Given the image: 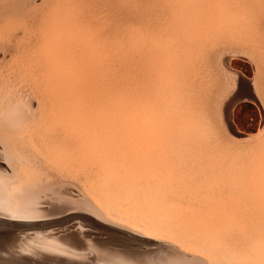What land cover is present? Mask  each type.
Listing matches in <instances>:
<instances>
[{
	"label": "rangeland",
	"instance_id": "374dc122",
	"mask_svg": "<svg viewBox=\"0 0 264 264\" xmlns=\"http://www.w3.org/2000/svg\"><path fill=\"white\" fill-rule=\"evenodd\" d=\"M26 1V2H25ZM25 1H23V0H0V16L2 15L1 13H3V17H0V20H1V22H0V43L2 44V45H0V50L2 51H0V112H1V109L3 110L2 112H1V115L4 117H2L1 115H0V131L2 130H5V132L2 134L3 136H4V134L7 136V138H5L6 136H4V138H5V140L6 139H8V141L6 140V143H9V141L10 142H12V140H14V142L13 143H11V145H10V143L7 145V144H5V143H3L2 141H0V151L2 152L3 150H5V147H9V145L10 146H12V144H13V147H11L12 148V150L10 151L9 149V151L12 153V155H9V151H8V156H14L13 158H11L10 157V160L9 159H7V158H5V157H0V194L2 195V197L3 198H6L7 197V199L9 200L10 199V203H11V206H10V208L11 207H16V208H14V209H17V211H20V212H22L23 210H18V208H19V206L21 205V202L19 203V197H20V199H22V197H25L27 194L28 195H30L29 196V198L31 199V201H32V203L31 204H34L35 206H37V204H38V206H43V207H45V205H43V203L44 202H40V203H38V201L39 200H43V198L45 197V196H47L48 194H52V193H54V194H52V195H55L56 196V192H58V190L59 189H62V188H68L67 190L65 189L64 190V192L66 193L65 195L67 196V197H69V196H71V197H74V198H76V197H78L79 195H81L82 196V198L83 199H85L86 201H88V203L92 206V205H95L97 208H94V210L93 209H82V212H76L77 214V217H78V219L79 220H81V219H86L87 221H85V226L87 227V228H89V230L91 231V232H89V233H92L93 231V233H95L96 231H95V226H96V224L94 223L93 224V221L92 220H96V221H98V222H100L102 225H104V226H106L107 228H116V229H120V230H122V231H120V232H123V233H126V234H132V235H135V236H137V237H141V238H144V237H149V238H155V239H158V240H162V241H166V242H168V243H170V245L172 246L173 245V247L174 246H176L177 244V248L179 249V250H181V251H183V252H185V253H188V254H190L191 255V257H193V256H197L198 258H201V259H203V260H201V261H203V263L200 261V263L198 262V264H227V262H226V259L224 258L223 259V257H221V258H219V257H217L214 261H211V263H210V261H209V258L207 257V256H205V254H204V257H203V254H202V256L201 255H198V254H200V252L198 253V252H196V253H198V254H195V252L193 251H191V253L188 251V249H186V248H179V243L176 241V240H174V241H176V242H174L173 240H172V238H170V237H165V236H163V238H162V236L160 237L159 235L157 236V235H154V234H149V233H147V232H145V229H143L144 228V224L142 223V222H138V221H134L132 218L130 219V217H128L127 215H123V214H125L124 213V211L122 210V208H121V210H120V208H119V206H109L110 204H107L108 205V207H107V205H105L104 203H107L106 201H107V199H106V197H108V195H106L107 194V192H105V189L103 190L102 188L103 187H99L100 186V183H101V178L99 177V176H101V170H100V167H98L99 165L98 164H94V162L95 161H92V163L90 162V160H88L87 162V164L85 163L86 162V160H85V162L83 161V160H81V159H78V158H76L75 156H78V155H81V143H82V141H81V143H79L80 145H77L78 143H77V141H79V140H81V138L80 137H82V131H88V129H86V127H88V125L90 124V125H98V123H96V122H101V119L102 118H107V120L104 122V120L102 121V122H104V124H106V125H110V126H106V125H104L102 122L100 123V124H103V126H101V125H98L97 126V130H98V127H100L99 129L100 130H98L102 135H107L108 133H106V132H113V133H115V135L116 136H118V138H123L124 136H128V134L130 135V133H128V131H130V130H128V131H126V134H125V129H127V127H129L130 126V123H128V125H127V122L129 121H131V118H139V115H141V116H143V114L145 115V116H148V114L152 111V112H154L153 110H155V115H157V113H158V119L160 118V120H158L157 119V116H155L154 115V113H153V115H154V117H153V115H150L149 114V116H152V117H150V119L152 120V122H151V120H150V122L152 123L151 125H152V127H153V130L155 131V130H157L156 132H154L153 133V131L151 130V134L153 133L154 135H156V136H154L153 134H152V136L151 135H149V137L146 139V146L147 145H149V146H147V147H150V149H148V152L150 153V151H151V153L152 152H154V149H155V158L157 159V161L158 162H160L161 160H162V162H163V160H165L163 163L162 162H160L159 164L162 166V170L160 171L161 172V174H164L165 173V175L167 174V176L168 177H166L165 175H162V177H161V180L160 181H162V186H163V192L161 191L162 190V188H161V182L159 181H157L158 179H159V176H157V177H155V180H154V178H152L153 180H151V179H149V181L150 182H152V183H154V182H158V183H156V184H158V190H160L159 192H156L157 190H155V192H154V189L152 188V192L151 191H149V190H151V189H149L148 190V188L145 186H143V188H142V185H144V184H139L138 186H137V189H134V188H130L131 190H130V194H132L133 193V196L136 198V199H141L142 197L144 198V196H142L140 193H142V192H145V191H147L144 195H146V196H148V195H150V196H152V195H162V199L161 200H163V201H165L166 200V203L165 204H167V202H168V205L167 206H170V205H176L177 207L179 206V208H181L180 207V204L181 203H183V204H181V205H185V206H182L183 208H187V207H189V209H192V208H194L195 206V208L193 209V210H196V208L198 207V206H200V205H203L202 204V202H203V200L205 201V199H204V197L206 198L207 196H209L210 197V195L212 196V194H213V196L211 197V198H213V200H215V199H217L216 197H222L223 195V197L222 198H225L226 196V198H227V200L228 201H231L232 200V205H234V206H236L237 208H238V204H240V210L241 209H243V210H239V208L238 209H236V211L238 210L239 211V214H241V213H243V212H247L246 214H250L251 213V211H252V208H253V211H252V213H251V215L253 216V218H257L258 219V221H259V218H260V220H262V219H264V212L262 213V211H261V214L260 215H258L259 214V212H258V210H259V208L257 209V207L255 208V206L256 205H253V203H252V199L251 198H248V197H246L247 196V194H248V191H249V187L250 188H253V186L255 185V182H256V172L258 173V171L259 170H263V168L262 167H264L263 166V164H264V158H262L263 156H264V154L262 155L261 153H264V151H263V149H264V128H262L261 127V123L262 122H264V112L262 113V108H264V0H217V3H216V0H205V2H203L204 0H197V1H194V3H196V2H198V3H196V5H194V3H193V1H192V3H193V5H192V7L191 8H189V7H186L185 8V12H186V15H188V16H184V17H181V15H180V13L179 14H177L178 13V11L176 10V9H174L175 8V4H176V0H25ZM29 1V2H28ZM44 1V2H43ZM172 1V2H171ZM211 1V2H210ZM214 1V2H213ZM221 1H222V3H221ZM232 3H231V2ZM1 2H3V3H1ZM20 2H22V3H20ZM63 2V3H62ZM89 2V3H88ZM166 2V3H165ZM171 2V3H170ZM219 2V3H218ZM229 2V3H228ZM35 3V4H34ZM47 3V4H46ZM205 3V5H203ZM209 3V4H208ZM213 3L215 4H217V5H213ZM13 4H15V5H13ZM18 4V5H17ZM23 4V5H22ZM25 4V5H24ZM44 4H45V6H44ZM111 4V5H110ZM158 4V5H157ZM172 4H173V6H172ZM202 4V5H201ZM211 5L212 7H210V6H207L206 7V11H210L211 12V9H212V13H208V12H206V11H204V9L202 8V7H204V6H206V5ZM223 5V6H219V5ZM228 6H227V5ZM232 6H231V5ZM240 4V5H239ZM9 5H11V6H9ZM38 5V6H37ZM72 5V6H71ZM197 5H200L201 6V8H199V6H197ZM9 6V7H8ZM44 6V7H43ZM62 6V7H61ZM68 6V7H67ZM70 6V7H69ZM75 6V7H74ZM88 6V7H87ZM109 6V7H108ZM171 6H172V8H171ZM195 6L197 7L196 9H197V12H196V9H194L195 8ZM214 6V7H213ZM217 6V7H216ZM230 6V7H229ZM241 6V7H240ZM84 7V8H83ZM210 7V8H209ZM220 7H222V8H220ZM229 7V8H228ZM233 7V8H232ZM239 7V8H238ZM3 8H5V10L3 9ZM8 8V9H7ZM17 8V9H16ZM40 8V9H39ZM42 8V9H41ZM54 10H52V9ZM64 8V9H63ZM77 8V9H76ZM94 8V9H93ZM189 8V9H188ZM213 8H215L214 10H213ZM216 8H217V10H218V8H219V10H218V12L216 11ZM237 8V9H236ZM15 9V10H14ZM23 10L24 9V14H23V11H21V10ZM60 9V10H59ZM66 9V10H65ZM69 9V10H68ZM72 9V10H71ZM173 9V10H172ZM191 9V10H190ZM195 10V11H193V10ZM223 9V10H222ZM230 9V10H229ZM1 10H2V12H1ZM4 10V11H3ZM17 10V11H16ZM18 10H20L19 12H18ZM70 10H71V12H70ZM75 10H77V11H75ZM129 10H130V12H129ZM221 10H222V12H221ZM228 10V11H227ZM231 10H233L232 12H231ZM12 12L11 14L9 13V12ZM16 11V12H15ZM32 11V12H31ZM67 11H69V13L67 12ZM127 11V12H126ZM150 11V12H149ZM172 11V12H171ZM175 11V12H174ZM203 11H204V13H203ZM215 11H216V13H215ZM220 11V12H219ZM225 11H226V13H225ZM15 12V13H14ZM66 12H67V14H66ZM73 12H75V13H73ZM193 14H192V13ZM196 12V13H195ZM202 13V15H203V17H202V15H201V13ZM231 12V13H230ZM234 12V13H233ZM243 12V13H242ZM21 15V13H22V16H20L19 14ZM37 13V14H36ZM44 13V14H43ZM65 13V17H66V19H65V17L63 16V14ZM73 13V14H72ZM77 13V14H76ZM139 13V14H138ZM188 13H190V14H188ZM197 13L199 14V15H197ZM206 13H208V15H212L211 17H212V19H211V17L210 16H207L208 18H209V20L211 19V21H209V22H207L208 20H206V19H208L206 16H204V15H207ZM219 13V14H218ZM221 13H224V15H222ZM230 13V14H229ZM242 13V14H241ZM4 14H5V16H4ZM52 14V15H51ZM125 14V15H124ZM215 14H218V16L217 15H215ZM241 14V15H240ZM15 15V16H14ZM17 15H19V16H17ZM31 15V16H30ZM36 15V16H35ZM45 15V16H44ZM56 15V16H55ZM103 15V16H102ZM116 15V16H115ZM151 15V16H150ZM178 15V16H177ZM196 15V16H195ZM28 16V17H27ZM34 18H33V17ZM61 16V17H60ZM63 16V17H62ZM98 16V17H97ZM108 16V17H107ZM192 16H193V19H192ZM196 17V19H195V17ZM198 16V17H197ZM216 16V17H215ZM228 16L230 17V18H228ZM26 17L28 18V19H26ZM31 17H32V20H30L31 19ZM37 17V18H36ZM40 17V18H39ZM44 17V18H43ZM73 17H75V18H73ZM85 17V18H84ZM128 17V18H127ZM130 17V18H129ZM147 17V18H146ZM186 17V18H185ZM200 17V18H199ZM202 17V18H201ZM218 17H221L220 18V21H219V18ZM223 17V18H222ZM228 18L227 20L225 19V18ZM232 17V18H231ZM234 17V18H233ZM6 18V19H5ZM17 18H18V21H17ZM68 18V19H67ZM76 18H78V19H76ZM81 18V21L79 20ZM131 18H132V20H131ZM33 19H35L34 21H33ZM59 19H60V21H59ZM137 19V20H136ZM199 19H200V21H199ZM223 19V20H222ZM6 20V21H5ZM27 20H29V22L27 21ZM51 20V21H50ZM77 20H79V21H77ZM101 20V21H100ZM192 20H193V22H192ZM196 20V21H195ZM198 20V21H197ZM203 20H205V21H203ZM214 20H216V21H214ZM229 20V21H228ZM232 20H234V22L232 21ZM236 20H237V22H236ZM9 21V22H8ZM25 21V22H24ZM31 21V22H30ZM58 21V22H57ZM69 21H71V22H69ZM88 21V22H87ZM98 21V22H97ZM120 21V22H119ZM189 21H190V23H189ZM201 21H203L202 23H201ZM212 21H214V22H212ZM223 21V22H222ZM231 21V22H230ZM37 22V23H36ZM70 24V26H68L69 24ZM74 22H76V23H74ZM77 22H79L78 24H77ZM172 22V23H171ZM196 24H195V23ZM197 22H199V23H197ZM211 22L212 23H214V24H211ZM215 22H217L218 23V25H217V23L215 24ZM220 22H222V23H220ZM225 22H227V23H225ZM239 22V23H238ZM10 23V24H9ZM16 23V24H15ZM18 23V24H17ZM23 23V24H22ZM25 23V24H24ZM27 23H28V25H27ZM63 23H65V24H63ZM71 23L73 24V25H71ZM85 23V24H84ZM107 23V24H106ZM149 23V24H148ZM180 23V24H179ZM183 23V24H182ZM188 23V24H187ZM205 23V25H206V29L204 28L205 26H203V27H201L203 24ZM208 23H210V25L207 24ZM222 24V26L220 25V24ZM224 23H225V25H224ZM229 23H231L232 24V26H231V24L230 25H228ZM5 24V25H4ZM7 24H9V25H7ZM32 26H30V25ZM35 24H37V26L35 25ZM39 24V25H38ZM51 24V25H50ZM80 24H82V26L80 25ZM95 24V25H94ZM144 24V25H143ZM179 24V25H178ZM185 24H187L186 26H185ZM189 24H191V25H189ZM195 24V26H194V28H196V29H194L193 27H188V25L189 26H193ZM199 24V25H198ZM227 24V25H226ZM237 24V25H236ZM7 25V26H6ZM24 25V26H23ZM35 27H34V26ZM59 25V26H58ZM61 25H63V26H61ZM83 25L84 26H86V27H84V29H83ZM94 25V26H93ZM151 25L153 26V27H151ZM182 25V26H181ZM186 27H184V26ZM213 25H215V26H213ZM219 25H220V27H219ZM235 25V26H234ZM239 25V26H238ZM246 25V26H245ZM6 26V27H5ZM20 26V27H19ZM21 26H22V28L23 29H20L21 28ZM27 26H28V29H27ZM46 26V27H45ZM67 26H68V28L70 27V30L67 28ZM73 26H74V28H73ZM76 26V27H75ZM96 26V27H95ZM180 26V27H179ZM198 26H200V27H198ZM209 26V27H208ZM212 26V27H211ZM224 26V27H223ZM245 26V27H244ZM12 27V28H11ZM16 27V28H15ZM31 27V28H30ZM61 27V28H60ZM72 27V28H71ZM84 30V33L86 32V34L84 35V33H83V30L81 29V28ZM130 27V28H129ZM148 29H147V28ZM162 27V28H161ZM183 27V28H182ZM187 27H188V30H187ZM198 27V28H197ZM215 29H214V28ZM228 27H231V28H228ZM2 28V29H1ZM56 28H57V33L55 32L56 31ZM60 28V29H59ZM77 28V29H76ZM80 28V29H79ZM182 28V29H181ZM203 28H204V30H207V32L205 33V31L203 30ZM208 28H212V29H208ZM216 28H218V29H216ZM219 28L221 29V28H223L222 30H219ZM20 29V30H19ZM31 29H32V31H31ZM43 29V30H42ZM53 29H55V30H53ZM59 29V30H58ZM62 29H66L65 31L63 30V32L62 31H60V30H62ZM76 29V30H75ZM127 29V30H126ZM137 29V30H136ZM175 29V30H174ZM186 29V30H185ZM190 29H193V30H190ZM201 29V31H199ZM225 29V30H224ZM227 29V30H226ZM233 29V30H232ZM238 29V30H237ZM245 29V30H244ZM2 30V31H1ZM16 30V31H15ZM29 32H28V31ZM35 30V31H34ZM40 30H42V31H40ZM45 30V31H44ZM67 30L69 31V33H67ZM72 30H73V32H72ZM78 30V31H77ZM95 30H97V31H95ZM143 30V31H142ZM150 30V31H149ZM178 30V33L179 34H177L176 33V31ZM182 30V31H181ZM187 31V32H184V31ZM203 30V31H202ZM209 30V31H208ZM212 30H214V32L212 31ZM229 30V31H228ZM232 30V31H231ZM15 31V32H14ZM18 31V32H17ZM21 31H22V33H21ZM24 31V32H23ZM47 31V32H46ZM75 31V32H74ZM82 31V32H81ZM151 31H152V33H151ZM159 31V32H158ZM168 31V32H167ZM192 31V32H191ZM196 31V32H195ZM225 31V32H224ZM6 32V33H5ZM36 32V33H35ZM46 32V33H45ZM63 33L62 34V36H61V34L60 33ZM76 32H77V34H76ZM79 32H81V34L79 33ZM92 32H93V34H92ZM126 32V33H125ZM166 32V33H165ZM183 32H184V35H183ZM199 32H201L200 34H199ZM203 32V33H202ZM209 32V33H208ZM224 32V33H223ZM3 33V34H2ZM5 33V34H4ZM16 33H18V34H16ZM21 35H20V34ZM24 33V34H23ZM30 33V34H29ZM33 35H32V34ZM49 33V34H48ZM54 33H55V35H54ZM58 33L60 34V36H58ZM71 33H75L74 35L72 34V35H70ZM95 33V34H94ZM101 33V34H100ZM161 33V34H160ZM182 35H181V34ZM186 33V34H185ZM191 33V34H190ZM196 33V34H195ZM210 33H212V34H210ZM13 34H15V35H13ZM44 34V35H43ZM45 34H46V36H45ZM48 34V35H47ZM67 34H68V36H67ZM129 34V35H128ZM155 34V35H154ZM171 34H173V35H171ZM194 34V35H193ZM202 34V35H201ZM205 34V35H204ZM219 34V35H218ZM223 34V35H222ZM235 34V35H234ZM238 34V35H237ZM240 34V35H239ZM19 35V36H18ZM28 35V36H27ZM31 35V36H30ZM76 35H77V38H76ZM81 36V37H79V36ZM88 36L87 38H88V42H86V44H85V40L87 39H85V37H82V36ZM102 35V36H101ZM126 35V36H125ZM148 35V36H147ZM192 35V36H191ZM200 35V36H199ZM203 35H204V37H203ZM218 37H217V36ZM5 36V37H4ZM15 36V37H14ZM17 36V37H16ZM23 36V37H22ZM33 36V37H32ZM39 36H40V38H39ZM44 36V37H43ZM57 36V37H56ZM66 36H67V39H66ZM70 36V37H69ZM93 36V37H92ZM139 36V37H138ZM166 36V37H165ZM179 36V37H178ZM184 38H182V37ZM186 36V37H185ZM190 36V37H189ZM193 36H195V39H194V37ZM207 36V37H206ZM231 36V37H230ZM54 37V38H53ZM55 37H56V39H55ZM59 37H61V38H59ZM68 37L70 38L69 40H68ZM72 37H75V38H72ZM92 37V38H91ZM99 37V38H98ZM141 37V38H140ZM169 37H171L170 39H169ZM201 37V39H199ZM203 37V38H202ZM46 38V39H45ZM47 38H48V40H47ZM64 38V39H63ZM85 39V40H83V39ZM177 38H178V40H177ZM187 38H188V40H190L189 42H188V40H187ZM198 38V39H197ZM13 39V40H12ZM22 39H24V40H22ZM26 39V40H25ZM53 39H55V43L53 42ZM62 39H63V41H62ZM75 39L77 40V39H80V40H77V42H76V44L74 43L75 42ZM94 39V40H93ZM150 39V40H149ZM175 39V42L173 41ZM187 41H186V40ZM193 39V40H192ZM207 39V40H206ZM238 39V40H237ZM8 40H9V42H8ZM11 40V41H10ZM20 40H22L21 42H20ZM46 40V41H45ZM59 40H61V41H59ZM68 40V41H67ZM90 40V41H89ZM92 40V41H91ZM97 40H98V42H97ZM102 40V41H101ZM148 40V41H147ZM179 41V42H177V41ZM183 42H182V41ZM185 40V41H184ZM193 42H192V41ZM195 40V41H194ZM1 41H3V43L1 42ZM33 41V42H32ZM42 41H44V42H46V43H48L47 45H45L44 44V42L42 43ZM57 41H59V44H61L62 42H64L65 44L63 45V43H62V45H59V46H61V47H63V48H61L60 49V47L59 46H57V48H55L56 46L55 45H58L57 43ZM83 41V42H82ZM150 41V42H149ZM158 41V42H157ZM205 41H207V42H205ZM236 41H237V43H236ZM7 42V43H6ZM17 42H19V43H17ZM36 42V43H35ZM61 42V43H60ZM74 43V45L72 44V43ZM100 42H101V44H100ZM163 42V43H162ZM172 42V44H170ZM184 42H185V44H184ZM200 42V43H199ZM203 42V43H202ZM212 44H211V43ZM69 43V44H68ZM71 43V44H70ZM84 43V44H83ZM98 43V44H97ZM119 43V44H118ZM142 43V44H141ZM158 43H160V45L158 44ZM182 43V44H181ZM191 43V44H190ZM209 43V44H208ZM220 43V44H219ZM3 44H5V45H3ZM22 44H24V45H22ZM28 44V45H27ZM29 44H30V46H29ZM33 44V45H32ZM40 44H42V45H45L44 47L42 46V48L43 49H45L46 51H44L42 48H41V45ZM49 44H51V45H49ZM88 44V47L86 46ZM96 44V45H95ZM108 44V45H107ZM165 44V45H164ZM177 44L179 45V47L177 46ZM190 44V45H189ZM192 44H194V45H192ZM211 44V45H210ZM7 45H8V47H7ZM10 45V46H9ZM19 45L20 46H22V47H19ZM67 45V47L69 48H67V47H65ZM71 45V46H70ZM73 45V46H72ZM78 45H80V46H86V47H84V49L82 48V47H80V46H78ZM92 45V46H91ZM93 45H94V47H93ZM97 45H98V48H97ZM102 45H103V47H102ZM166 45H168V46H166ZM173 45H175V47L173 46ZM184 45H187V46H184ZM196 45V46H195ZM216 45V46H215ZM1 46H2V48H1ZM30 48H29V47ZM38 46V47H37ZM91 46V47H90ZM102 48H101V47ZM112 46V47H111ZM148 46V47H147ZM165 46L167 47L166 49H165ZM171 46V47H170ZM205 46H207L208 48H205ZM5 47V48H4ZM8 49H7V48ZM9 47H10V49H9ZM12 47V48H11ZM15 47V48H14ZM42 49L41 51H43V52H40V48ZM50 47V48H49ZM59 47V48H58ZM66 49H65V48ZM70 47L73 49L72 51H71V49H70ZM77 47H79V48H82L80 51H82V52H85V53H83L84 54V57H83V54H80V56H79V53H80V51H79V48H77ZM94 49H93V48ZM153 47H155L154 49H153ZM173 47V48H172ZM182 47H184V48H182ZM199 47V48H198ZM211 47V48H210ZM6 49V51L4 50V49ZM31 48H33L32 49V51H31ZM37 48V49H36ZM78 50H77V49ZM89 48V50H85V49H88ZM91 48V49H90ZM106 48V49H105ZM114 48V49H113ZM158 50H157V49ZM160 48H164V49H161L160 50ZM179 48V49H178ZM181 48V49H180ZM195 48H196V50H195ZM19 50V51H16V50ZM21 49V50H20ZM23 49V50H22ZM51 49H54V50H52V51H54L53 53L52 52H50V50ZM62 50L63 51V53H62V51L60 52V51H58L59 52V54H57V56L55 55L56 53H58V52H56L57 50ZM64 49V50H63ZM76 49V50H75ZM94 51H93V50ZM96 49V50H95ZM101 49V50H100ZM136 49H138V50H136ZM168 49V50H167ZM173 49L174 50V53H173V50L171 51V50ZM182 49H183V51H182ZM188 49V50H187ZM238 49V50H237ZM14 50V51H13ZM37 50V51H36ZM75 50V51H74ZM106 50H107V53H106ZM113 50H115V51H113ZM123 50V51H122ZM152 50V51H151ZM164 50V51H163ZM167 50V51H166ZM176 50V51H175ZM48 51V52H47ZM74 51V52H73ZM77 51H79V52H77ZM86 51H91L90 52V54L88 53V52H86ZM97 51H99L98 53H97ZM103 51H105V52H103ZM154 51H155V53H154ZM170 51V52H169ZM178 51V52H177ZM6 52V53H5ZM9 52V53H8ZM14 52V53H13ZM31 52V53H30ZM48 53V56H49V60L47 61V54H45V53ZM70 52V53H69ZM72 52V53H71ZM81 52V53H82ZM165 52V53H164ZM229 52V53H228ZM12 53V58H11V56H10V54ZM23 53V54H22ZM25 53V54H24ZM40 53V54H39ZM43 55H42V54ZM49 53H52V54H49ZM67 53V54H66ZM74 53H76V54H78V55H75ZM88 53V54H87ZM94 53H95V55H94ZM102 53V54H101ZM162 53H164V54H162ZM167 53V55H165ZM170 53V54H169ZM20 54V55H19ZM61 54H62V56H61ZM68 54H70V55H68ZM103 54H105L104 56H102L101 57V55H103ZM152 54V55H151ZM154 54V55H153ZM158 54V55H157ZM175 54V55H174ZM188 54V55H187ZM220 54V55H219ZM228 54H231V55H228ZM4 55V56H3ZM9 55V56H8ZM19 55V56H18ZM22 55V56H21ZM50 55H52V56H50ZM55 57H57V58H55V59H53V57L54 56ZM64 55H66V56H64ZM73 55V56H72ZM81 55H82V58H83V60H84V64L85 65H82L83 64V60L80 62L79 60H81L82 58H81ZM85 55L87 56V57H85ZM90 55V56H89ZM108 55V56H107ZM140 55V56H139ZM172 55H174V56H172ZM179 55V56H178ZM187 55V56H186ZM37 56H38V58H37ZM41 56H43V57H41ZM45 56H47L46 58H45ZM75 56L76 57H80V58H78V59H76L75 58ZM97 57V58H90V57ZM98 56H99V58H98ZM157 56V57H156ZM163 56V57H162ZM172 57V58H170V57ZM193 56V57H192ZM197 56V57H196ZM200 56V57H199ZM21 57V59H19ZM111 57H112V59H111ZM121 57V58H120ZM183 59H182V58ZM185 57H187V58H185ZM196 57V58H195ZM14 58V59H13ZM27 58V59H26ZM33 58V59H32ZM37 60H36V59ZM40 58H42V59H40ZM58 58H61V60L59 59L58 60ZM65 59V60H63V59ZM72 58H75V59H72ZM84 58H86V59H84ZM88 58H89V60H88ZM107 58V59H106ZM154 58H155V60H154ZM157 58H160V59H157ZM165 58H168V60L167 59H165ZM176 58V59H175ZM190 58V59H189ZM11 59V60H10ZM19 59V60H18ZM23 59V60H22ZM27 60V61H25V60ZM54 61H53V60ZM70 59V60H69ZM72 59V60H71ZM90 59H91V61H90ZM97 59L98 60H100L101 61V59L104 61V62H100V63H98V61H97ZM139 59H141V60H139ZM165 60V62H163L164 60ZM180 59V60H179ZM202 59V60H201ZM229 59V61H227ZM29 60V61H28ZM31 60V61H30ZM48 62V64L50 65V66H53L52 65V62H53V64H54V66L57 68V70H54L55 69V67H54V69L52 68V67H50L48 64H46L45 62L46 61ZM57 60V61H56ZM77 60V61H76ZM85 60H86V62H85ZM88 60V61H87ZM94 60H96V61H94ZM108 60V61H107ZM173 60V61H172ZM9 64H7L8 65V68H7V65L5 64L6 62ZM19 61V62H18ZM34 61V62H33ZM37 61V63H35ZM52 61V62H51ZM70 61H73V62H70ZM89 61L91 62V68L90 69H88L87 68V62L89 63ZM107 63H106V62ZM112 61V62H111ZM115 63H114V62ZM121 61V62H120ZM159 61V62H158ZM163 62L162 64H161V62ZM170 61V62H169ZM26 64H25V63ZM30 64H29V63ZM43 62V63H42ZM55 62V63H54ZM57 62V63H56ZM59 62V63H58ZM61 62V63H60ZM74 62H77L76 64L74 63ZM96 62V63H95ZM228 62V63H227ZM23 63V64H22ZM39 63V64H38ZM67 63V64H66ZM69 63V64H68ZM82 65H80V64ZM93 63H95L94 65H93ZM97 63H98V66H97ZM101 63H103V65L101 64ZM157 63V64H156ZM173 63H175L174 65H173ZM15 64H16V66H15ZM58 64V65H57ZM71 64V65H70ZM73 64H75V65H77L78 64V66L77 67H79V69L76 67V66H73ZM153 64V65H152ZM156 64V65H155ZM12 65V66H11ZM39 65V66H38ZM41 65H43L44 66V68H46V69H44ZM45 65H48V67L49 68H52L53 70H51L53 73H52V75H50V73H51V71H48V75L47 76H45L46 74L45 73H43V72H46L47 70H48V67H45ZM90 65H88V67L90 66ZM92 65L94 66V67H96V69L99 67L100 69H95V68H93L92 67ZM105 65H107V66H105ZM109 65V66H108ZM112 65V66H111ZM132 65V66H131ZM138 65V66H137ZM159 65V66H158ZM63 66H66L65 68H66V71H67V74H63L62 73V67ZM85 67V69H83V71H82V69L81 68H84ZM103 66V67H102ZM124 66V67H123ZM166 66V68H167V70L170 72H166V68H164ZM196 66V67H195ZM221 66V67H220ZM231 66V67H230ZM13 67H14V72H13ZM21 67V68H20ZM25 67V68H24ZM29 67H31V68H29ZM34 67V68H33ZM37 67H38V69H37ZM43 69H42V68ZM81 67V68H80ZM106 67H108V68H106ZM126 67V68H125ZM168 67H170V68H168ZM179 67V68H178ZM4 68V69H3ZM19 68V69H18ZM33 68V69H32ZM78 69V71L80 70L81 72H83L84 74H87V73H85V72H90L91 70H92V73L93 72H95V71H97V73L95 72V78L93 77V74L90 72V73H88L87 75H84L83 73H81V75L78 73V71H77V69ZM95 69L94 71H93V69ZM118 68V69H117ZM138 68H139V70H138ZM158 68V69H157ZM21 69V70H20ZM23 69V70H22ZM32 69V70H31ZM35 69V70H34ZM60 69V70H59ZM71 69H74V70H71ZM86 69H88V71L86 70ZM103 69V70H102ZM151 69V70H150ZM153 69V70H152ZM157 69V70H156ZM3 70V71H2ZM10 72H8V71ZM16 70V71H15ZM28 70V71H27ZM43 70V71H42ZM50 70V69H49ZM68 70H69V72H68ZM101 71V73L100 72H98V71ZM109 70V71H108ZM177 70V71H176ZM7 71V72H6ZM35 71V72H34ZM36 71H37V73H36ZM79 71V72H80ZM85 71V72H84ZM104 71V72H103ZM111 71V72H110ZM115 71V72H114ZM117 71H119V73L117 72ZM162 71H163V74H162ZM165 71V72H164ZM231 71V72H230ZM33 72V73H32ZM42 72V73H41ZM74 72V73H73ZM107 72V73H106ZM154 72H155V74H154ZM172 72V73H171ZM176 72H178V73H176ZM191 72H192V74H191ZM205 72V73H204ZM12 73V74H11ZM36 73V74H35ZM71 75H70V74ZM101 74V76L103 75V73H105L102 77L99 75V74ZM112 73V74H111ZM166 73H168V74H166ZM231 73L233 74V75H231ZM258 73V74H257ZM43 74V75H42ZM54 74V75H53ZM76 74H78V75H80V76H86V77H84V78H82V77H80V76H78V75H76ZM91 76H90V75ZM125 74H126V76H125ZM151 74H152V76H151ZM161 74V75H160ZM196 74V75H195ZM236 74V75H235ZM13 75V76H12ZM37 75V77H35ZM75 75V76H74ZM98 75V76H97ZM171 75H173V76H171ZM238 75H241V76H243L244 78H246L245 80H246V82L245 81H240V80H238ZM41 76H42V78H41ZM48 76H51L50 78L48 77ZM56 76V79L54 78ZM60 76V77H59ZM70 76H72L71 78H70ZM76 76H78V77H76ZM88 76V77H87ZM99 76H100V78H99ZM106 78H105V77ZM135 76V77H134ZM168 76H170V77H168ZM52 77H53V79H52ZM65 79H64V78ZM67 77V78H66ZM75 77V78H74ZM90 77V78H89ZM91 77H93V78H91ZM160 77V78H159ZM166 77H168V78H166ZM13 78V79H12ZM21 78V79H20ZM34 78H36L35 80H33ZM45 78V80L47 81V82H45V80L43 81V79ZM47 78H49V79H47ZM60 80H59V79ZM69 78V79H68ZM80 80H79V79ZM89 81V83L87 82V80ZM98 78V79H97ZM102 78V80L101 81H103L106 85L108 84V86L106 87V85L103 83V82H101L100 81V79ZM115 78V79H114ZM145 78V79H144ZM165 78V79H164ZM190 78V79H189ZM234 78H236V79H234ZM15 79V80H14ZM71 79V80H70ZM75 79V80H74ZM82 79H84V80H86V83H88V85L87 84H85V86H84V83H85V81H84V83H83V81H82ZM94 79V80H93ZM155 79V80H154ZM164 79V80H163ZM40 80H41V82H40ZM62 80V81H61ZM70 80V81H69ZM92 80V81H91ZM96 80V81H95ZM145 80V81H144ZM159 80H161V81H159ZM168 80V81H167ZM175 80V81H174ZM25 81V82H24ZM30 81V82H29ZM33 81H34V83H33ZM51 81H52V83H51ZM73 81V82H72ZM75 81V82H74ZM77 81H79V82H77ZM80 81H82V82H80ZM111 81V82H110ZM148 81V82H147ZM153 81V82H152ZM170 81V82H169ZM171 81H173V82H171ZM177 81V82H176ZM22 82V83H21ZM27 82V83H26ZM40 82V83H39ZM42 82H43V84H42ZM63 83V87L62 86H60L59 84H57V83ZM70 82V84H68ZM95 82H97V83H95ZM99 82V83H98ZM110 82V83H109ZM116 82V83H115ZM122 82V83H121ZM141 82V83H140ZM169 82V83H168ZM193 82V83H192ZM17 83V84H16ZM21 83V84H20ZM37 83V84H36ZM46 83V84H45ZM74 83H77L76 85L77 86H75V84ZM79 83V84H78ZM83 83V84H82ZM92 84V86L95 88V90L97 89V88H99V90H97V93H98V91H99V94L102 92V94H97V93H95L96 91H94V88H91L92 86H91V84ZM93 83H95V84H93ZM112 83V84H111ZM129 83V84H128ZM135 83V84H134ZM188 83H190V85L188 84ZM5 84V85H4ZM22 84H23V86H22ZM32 84V85H31ZM41 84V85H40ZM55 84H57L56 86H55V88H54V85ZM65 84H68L69 85V87H68V85H65ZM103 85V86H105V87H101L100 85ZM109 84H111V85H109ZM117 84V85H116ZM21 85V86H20ZM38 85H39V87H38ZM44 85V86H43ZM48 85V86H47ZM49 85H51V86H49ZM74 85V86H73ZM79 85H82V87H84L83 89H82V87H81V89H80V87H79ZM86 85H87V87H86ZM120 85V86H119ZM133 85V86H132ZM142 85V86H141ZM148 85V86H147ZM156 85V86H155ZM159 85V86H158ZM161 85V86H160ZM164 85V86H163ZM187 85V86H186ZM42 86L44 87L43 89H42ZM47 86V88L48 89H46L45 87ZM52 86H53V89H52ZM89 86V87H88ZM98 86V87H97ZM137 86V87H136ZM140 86V87H139ZM151 86V87H150ZM158 86V87H157ZM71 87H73V88H71ZM76 87H78L79 89H80V91L82 90V91H85V89H86V91L88 90V89H90V91L89 92H84V96H85V93L86 94H93V93H95L97 96H100L99 98V100H98V97L95 95V94H93L94 95V99H90V97L92 96L93 97V95H87L88 97H86L87 99L89 98V100H87L86 98H84V97H82V94L81 93H83L82 91L80 92V91H76V90H79V89H76ZM120 87H123V88H120ZM143 87V88H142ZM34 88V89H33ZM38 88V89H37ZM52 89V91H51V89ZM67 88V89H66ZM76 90H75V89ZM103 88H104V90H103ZM113 88H116L115 89V91L116 92H114V89ZM125 88V89H124ZM140 88V89H139ZM156 88V89H155ZM158 88V89H157ZM163 88V89H162ZM176 88V89H175ZM190 88V89H189ZM252 88H254L253 90H252ZM29 91H28V90ZM42 89V90H41ZM45 89V90H44ZM62 91H61V90ZM67 91H66V90ZM71 89H73V90H71ZM106 89V90H105ZM108 89V90H107ZM129 89V90H128ZM153 89V90H152ZM154 89H155V91H154ZM160 89V90H159ZM250 89V90H249ZM27 90V91H26ZM34 90V91H33ZM40 90H41V92H40ZM61 91V92H59V91ZM64 90H65V92H64ZM111 90V91H110ZM118 90V91H117ZM120 90H121V93H120ZM123 90V91H122ZM142 90V91H141ZM148 90V91H147ZM149 90H150V93H149ZM194 90V91H193ZM31 91H32V93H31ZM47 91H50L49 93H47ZM58 92V94H57V92ZM72 91H74V95L72 94L73 92ZM76 91V92H75ZM111 92V94H110V96H112L113 98H114V100H116V101H114V100H112L110 97H109V95L107 96V93L106 92ZM158 91H159V93H158ZM163 91V92H162ZM165 91V92H164ZM174 91V92H173ZM177 91V93H175ZM193 91V92H192ZM252 93H251V92ZM254 91V92H253ZM10 92V93H9ZM35 92H36V94H35ZM44 92V94H41V93H43ZM46 92V93H45ZM56 93V96H60V98L58 99V98H56V102H54L55 101V94H53V93ZM68 93V95H67V93ZM77 92H79V93H77ZM93 92V93H92ZM117 92H119V96L120 97H122V94H123V97L122 98H117ZM138 93L136 96H134L136 93ZM141 92V93H140ZM156 92V93H155ZM185 92H187L186 94H185ZM220 92V93H219ZM240 92H245L246 94H248V93H251V94H253L255 97H256V99H257V101L258 102H254V101H251V100H242V101H239L235 106H233V108L231 109V111H230V113L227 111L228 110V108H229V100L234 96V95H237V94H239ZM4 93H6V97L4 96ZM13 93V94H12ZM59 93H60V95H59ZM75 93H77V94H81V99H80V97L78 98L77 96H80V95H77L76 97H75ZM130 93V95H128ZM146 93V94H145ZM173 93V94H172ZM184 95H183V94ZM2 94V95H1ZM19 94V95H18ZM26 94V95H25ZM29 94V95H28ZM49 94V95H48ZM52 94V95H51ZM65 94V95H64ZM109 94V93H108ZM133 94V95H132ZM157 94V95H156ZM169 94V95H168ZM224 94V95H223ZM9 97H8V96ZM35 95V96H34ZM41 95V96H40ZM42 95H46L45 97H43ZM53 95H54V97H53ZM64 95V96H63ZM103 95H105V96H103ZM114 95H115V97H114ZM117 95V96H116ZM128 95V98H126V96ZM147 95V96H146ZM167 95V96H166ZM181 95H183V96H181ZM3 96V97H2ZM31 96V98H32V100L29 98ZM51 96H52V98H51ZM62 96H63V98H62ZM72 96V97H71ZM107 96V97H106ZM118 96V97H119ZM170 96L172 97V98H170ZM10 97H12V99L13 100H11L10 99ZM21 97V98H20ZM35 97H38V99L37 98H35ZM48 97V98H47ZM68 97V99H70L69 101H68V99H66ZM74 97V98H73ZM97 97V98H96ZM103 97V98H102ZM134 97V98H133ZM139 98V99H141V100H139V99H137V98ZM163 99H162V98ZM244 97H248V96H244ZM43 98H45V99H43ZM75 98H77V100L75 99ZM104 98H107V99H111L110 101H113V102H110L109 100H107V99H104ZM118 100H117V99ZM131 98H133V100H130ZM168 100H167V99ZM176 98V99H175ZM1 99H2V101H1ZM7 99V100H6ZM9 99V100H8ZM25 99V100H24ZM28 99H29V101L31 100V102L30 103H28ZM46 99H48V100H50V101H48V100H46ZM73 99V100H72ZM103 101H102V100ZM121 99H124V100H121ZM125 99H128L126 102H125ZM146 99H149V100H146ZM182 99V100H181ZM228 99V100H227ZM19 100V101H18ZM42 100V101H41ZM46 100V101H45ZM53 102H52V101ZM61 100V101H60ZM83 100H84V103H83ZM86 100H87V102H86ZM90 100L91 101H93V100H95L94 102H95V104H97L98 102H102L103 104H104V102H105V100H106V102L105 103H107V104H104V105H107V106H105V107H107L106 109H105V107H104V105L103 104H97L96 106H98V105H100V107H101V109H100V107L98 108V107H92V106H90V105H93V104H91V103H93V102H90ZM96 100H98L97 102H96ZM119 100H120V102H119ZM138 102L137 104L138 105H140L141 103V105L143 106V107H141V105L140 106H138V108L137 107H135V106H137L136 105V101ZM145 100V101H144ZM6 101V102H5ZM26 101V102H25ZM37 101V102H36ZM73 101H75V103H72ZM130 101L133 103V101H134V104H130ZM153 101V102H152ZM170 101V102H169ZM174 101V102H173ZM227 101V102H226ZM4 104H2V103ZM21 102H23V103H21ZM41 103L42 105L41 106H39V107H42V108H40V111H39V108H38V105H39V103ZM49 102H50V104L52 105L51 107H50V105H49ZM57 102H59V103H57ZM62 102V103H61ZM79 102L80 103H83V104H79ZM109 102V103H108ZM117 102L118 103H121V102H123V103H121V106L119 107V105H117ZM129 102V103H128ZM139 102H141V103H139ZM146 102H149V104L148 103H146ZM152 102V103H151ZM155 102V103H154ZM172 102V103H171ZM8 103H9V105H8ZM27 105V103L29 104V105H27V107H26V105ZM44 103V104H43ZM45 103H46V105H45ZM48 103V104H47ZM57 104L56 106L54 105V104ZM71 103V104H70ZM87 103V104H86ZM90 103V104H89ZM112 105H111V104ZM116 103V104H115ZM130 104V106H133L132 108L130 107V106H128V104ZM143 103H144V105H143ZM166 103V104H165ZM14 104H16L17 106L19 105H21V106H23V107H21V108H25L24 110L23 109H21V108H17V106H15ZM23 104V105H22ZM30 104H32L31 106H30ZM69 104V105H68ZM76 104L80 107V105H84V106H81L80 108L77 106V108L78 109H76V107H71V106H76ZM86 104V105H85ZM89 104V105H88ZM94 104V105H95ZM127 104V105H126ZM146 104V105H145ZM157 104H159V105H157ZM228 104V105H227ZM3 107H2V106ZM67 105H68V107H67ZM108 105H110V106H112L110 109H108L109 108V106ZM117 105V106H116ZM148 105H150V106H153L152 108L150 107V106H148ZM155 105V106H154ZM156 105H157V107H156ZM162 105V106H161ZM224 105V106H223ZM13 106L15 107L14 109H13ZM18 106V107H19ZM33 110L34 108H32V106L33 107H35V111H37L38 110V112H35L34 110V112L31 110V109H29V107ZM66 106V107H65ZM87 106V107H86ZM88 106H89V108L91 109H93V113H94V110H95V108L97 109V110H95V113L93 114V116L90 114V113H92L90 110H89V112L90 113H88V114H90V117L92 116V118H90L88 115L87 116H85L86 115V113L88 112ZM113 106H116V108H115V110H116V112L117 113H115V110L113 109L114 107ZM126 106V107H125ZM127 106H128V110H127ZM146 106L148 107L147 109L150 111H148L147 109H146ZM165 106V107H164ZM185 106V107H184ZM188 106V107H187ZM37 107V108H36ZM48 107H50V108H48ZM52 107H55V108H52ZM56 107H57V109H56ZM62 107V108H61ZM64 107V108H63ZM82 107H84L83 109H85V108H87L86 110H81V108ZM121 107H123V108H121ZM125 107V108H124ZM135 107V108H134ZM141 107V108H140ZM144 107H145V110H144ZM17 108V109H16ZM53 110H52V109ZM70 108L72 109V111L70 110ZM75 108V109H74ZM102 108H103V111H100V110H102ZM117 108H118V111H117ZM142 108H143V110H142ZM166 108H167V110H166ZM178 108V109H177ZM191 108V109H190ZM7 109V110H6ZM13 109V110H12ZM29 109V110H28ZM47 109L50 111V109H51V113L48 111L47 112ZM59 109V110H58ZM83 111V112H85V113H83L82 112V114H83V117H85V119L82 117V115H80L81 114V111ZM91 109V110H92ZM110 110V112L108 111V110ZM125 109L127 110V111H125ZM133 110V111H129V110ZM136 109V110H135ZM159 109V110H158ZM163 109V110H162ZM169 109V110H168ZM173 109V110H172ZM183 109H184V111H183ZM185 109L187 110V111H185ZM14 110H16V112L14 111ZM17 110H18V112H22L23 113V116H22V119L20 120V124L18 123V122H16V123H14V121L12 120L13 118V115L14 114H16L17 113ZM23 110V111H22ZM27 111V115L29 114L28 112H30V115H32V117L30 116V115H26L25 113H26V111ZM56 110V111H55ZM66 110V111H65ZM73 110H75V111H73ZM99 110V112H100V114L102 113V115L101 116H103V114H104V116L103 117H101L100 116V114L98 113V112H96V111H98ZM105 110V111H104ZM107 110V111H106ZM124 111V112H122V111ZM138 110L140 111V112H138ZM148 111V112H141V111ZM178 112H177V111ZM224 110H226V111H224ZM42 111V112H41ZM44 111V112H43ZM46 111V112H45ZM59 111V112H58ZM70 111V112H72L71 114H69L68 112ZM78 111H80V113L78 112V114H77V112ZM119 111L120 112H122V114H124L125 112H127L126 114H125V117H126V115H127V117H128V119H126L125 117H124V115H121V113H119ZM129 111V112H128ZM135 111H137V113H139L138 115H136V112ZM200 111V112H199ZM9 112V113H8ZM40 112V113H39ZM53 112V113H52ZM105 112L107 113V115L108 114H112V115H109V116H111V118L110 117H108L107 115H105ZM109 112V113H108ZM112 112V113H111ZM135 112V113H134ZM164 112V113H163ZM188 112V113H187ZM229 114H228V113ZM46 113H47V115H46ZM49 113V114H48ZM55 113V115L54 116H52L53 114ZM96 113H97V116L99 117L98 119H99V121H98V119L96 118L97 116H95V119H94V115H96ZM115 113V114H114ZM133 113V114H132ZM146 113H147V115H146ZM161 113V115L159 116V114ZM175 113V114H174ZM220 115H219V114ZM225 113V114H224ZM227 113V114H226ZM42 114V115H41ZM56 114H58V115H56ZM68 114V115H67ZM85 114V115H84ZM113 114L115 115V117L116 116H118L117 118H119V119H121L122 117V119H123V122L121 121V120H117V123L115 122L116 120H115V118L113 119ZM117 114V115H116ZM131 114V115H130ZM166 114V115H165ZM170 114H171V117H170ZM183 114V115H182ZM218 114V115H217ZM262 114V115H261ZM36 115H37V118H36ZM46 117H49V118H46ZM52 117H51V116ZM75 115H77V116H75ZM120 115H121V117H120ZM129 115L131 116V118H129ZM133 115H135V116H133ZM179 115V116H178ZM192 115V116H191ZM227 115V117H225ZM25 116H27V117H25ZM40 116H41V118H40ZM78 116H80V117H78ZM140 116V117H141ZM149 116H148V118H149ZM190 116V117H189ZM224 116V117H223ZM69 117V118H68ZM70 117H72V119L70 118ZM87 117V118H86ZM101 117V118H100ZM156 117V118H155ZM163 117V118H162ZM165 117V118H164ZM202 117V118H201ZM222 117H223V121H224V119H227V118H229L230 119V122L233 124V126H234V128L236 129V130H238L239 132H241V133H246V134H248V136H246V137H238V136H235V134L233 133V131L230 129V128H227V127H229V124H227L228 123V119L227 120H225V122L223 123L222 122ZM43 118V119H42ZM45 118H46V121H45ZM50 118H52V120L50 119ZM57 118H59V119H57ZM65 118V119H64ZM67 118H68V121H69V119H70V121L69 122H67L66 120H67ZM76 118H79V119H76ZM88 118H89V120H88ZM116 118V119H117ZM133 118V120H135ZM166 118H167V120H166ZM178 118H180V120L178 119ZM189 118H190V120H189ZM34 119V120H33ZM35 119L37 120V121H35ZM63 119V120H62ZM81 119H82V121L84 120V121H86V122H84L83 121V123H88L87 125H86V127H84L85 125L83 124V123H81ZM90 119H92V121H90ZM93 119H94V122H93ZM112 119V120H111ZM126 119V120H125ZM130 119V120H129ZM155 119V120H154ZM162 119V120H161ZM169 119V120H168ZM216 119H218V120H216ZM9 120V121H8ZM33 121V122H31V121ZM43 121V122H41V121ZM51 120V121H50ZM54 120V121H53ZM77 121V120H79V121H77L79 124H80V126H77V127H75L76 129L78 128V127H80V128H78L79 129V134H78V130H77V135H76V139H77V136H78V138H80V139H75V134H76V129H73V128H71L72 126H70V125H72V123H75V125L77 124L76 122H74V121ZM113 120H115V121H113ZM128 120V121H127ZM132 120V121H133ZM174 120H176V121H174ZM187 120V121H186ZM193 120V121H192ZM194 120H195V122H194ZM200 120V121H199ZM221 120V121H220ZM2 121V122H1ZM9 123H8V122ZM26 121H29V124H28V122H26ZM35 121V122H34ZM66 121V122H65ZM71 121H73V122H71ZM90 121V122H89ZM120 123H119V122ZM125 121V122H124ZM154 121V122H153ZM156 121V122H155ZM158 121V122H157ZM164 121V122H163ZM194 122L193 124H192V122ZM198 123H197V122ZM24 122H26V125H25V123ZM36 122H38V126H37V123ZM44 122H46V124H48L47 126L49 127H47L46 126V124L44 123ZM48 122H52V123H50L51 124V126L53 125V128L52 127H50L49 126V123ZM56 124V126H57V124H58V129L55 127V124ZM57 122V123H56ZM64 122V123H63ZM91 122H93V123H95V124H93V123H91ZM163 122V123H162ZM169 122H171V123H169ZM180 122V123H179ZM189 122V123H188ZM222 122V123H221ZM42 123V124H41ZM43 123H44V125L48 128L47 130L49 131H47V130H45V129H43L44 128V125H43ZM67 123H69L68 125H69V128H68V126H67V128H66V126H64L65 124H67ZM71 123V124H70ZM124 123V124H123ZM155 123L157 124L158 123V125H159V123L162 125H160V126H158V125H156V127H154L155 126ZM177 125H176V124ZM182 123L184 124V126L182 125ZM187 125H186V124ZM31 124V126H29ZM33 124V125H32ZM41 124V125H40ZM63 125V126H61V128H60V125ZM117 124V127H114V125H116ZM118 124H121V130L123 129V127L125 128L124 129V131L122 130V134H123V132H124V136L121 134V132H119V131H121V130H117V129H120V127H119V125ZM125 125V126H123V125ZM131 124H133V122L131 123ZM154 124V125H153ZM163 124H165V125H163ZM201 124V125H200ZM224 124V125H223ZM227 124V125H226ZM18 125V126H17ZM23 125V126H22ZM25 125V126H24ZM84 125V126H83ZM166 125H167V127H168V129H165V128H167L166 127ZM170 127H169V126ZM191 125H192V127H194V128H192L191 127ZM200 125V126H199ZM227 127H226V126ZM41 126V127H40ZM105 126L107 127V130H106V128H105ZM127 126V127H126ZM164 126V127H163ZM174 126H176V127H173ZM180 127V128H178V127ZM182 126V127H181ZM197 126V127H196ZM224 126V127H223ZM18 127V128H17ZM24 127V128H23ZM45 127V128H46ZM64 127H65V129H64ZM84 127V128H83ZM93 128H94V126H92ZM115 129H114V128ZM119 127V128H118ZM160 127H162V128H160ZM186 128V130H188V132H186V130L184 129V128ZM199 127V128H198ZM28 128V129H27ZM34 128H35V130H34ZM42 128V129H41ZM54 128H56V129H54ZM81 128H83V129H81ZM104 128V129H103ZM154 128H156V129H154ZM159 128V129H158ZM173 128V129H172ZM197 128V129H196ZM202 128H206L204 131L202 130ZM17 129V130H16ZM22 129H24V130H22ZM50 129H52V130H50ZM63 130V131H65V134L64 135H62L63 134V132L61 131V130ZM68 129L70 130V132H72L73 130H74V135H73V132L72 133H70V132H68V133H70V134H72V136L73 137H69V135L67 136V131H68ZM72 129V130H71ZM95 129V130H96ZM111 129V130H110ZM129 129V128H128ZM160 129H162L163 131H162V133L161 132H159V131H161ZM165 129V130H164ZM171 129V130H170ZM192 131V133H190L191 131ZM199 129H200V133H199ZM6 130H8V132H6ZM20 130V131H19ZM55 130V131H54ZM81 130V131H80ZM103 130H106L105 131V133H102L101 131H103ZM167 130L169 131V133L167 132ZM179 130V131H178ZM181 130H183V131H181ZM194 130V131H193ZM198 130V131H197ZM2 131H1V133H2ZM9 131H13V132H9ZM16 131H19L18 133L16 132ZM28 131V132H27ZM39 131H42V132H39ZM49 133V136H47L48 135V133ZM55 133L56 131H60V133L59 132H56V134H54L53 132ZM115 131V132H114ZM118 131V132H117ZM177 131V132H176ZM181 131V132H180ZM197 131V133H194L195 134V136H194V134H193V132H196ZM201 131H203V133L201 132ZM227 131V132H226ZM16 132V133H15ZM30 132V133H29ZM51 132V133H50ZM104 132V131H103ZM159 133V135H158V133ZM166 132H167V134H166ZM179 132V133H178ZM229 132V133H228ZM9 134V138H8V134ZM42 134V138L40 137L41 135L40 134ZM57 133H59V134H57ZM62 133V134H61ZM157 133V134H156ZM178 133V134H177ZM180 133H182L181 135H180ZM185 133V134H184ZM201 133H202V135H201ZM27 134H29V135H27ZM160 134H163V136L161 135L160 136ZM164 134H165V138H164ZM169 134V135H168ZM230 134V135H229ZM53 135V136H52ZM57 135V136H56ZM66 135V136H65ZM81 135V136H80ZM186 135H188V136H186ZM193 135V136H192ZM196 135H197V137H199V138H197L196 137ZM200 135V136H199ZM204 135H205V137H204ZM34 136V137H33ZM46 136V137H45ZM62 136H65V138H63ZM80 136V137H79ZM126 136V137H127ZM159 136V138L158 139H156V138H153V140L151 139L152 137H158ZM173 136V137H172ZM183 136H184V138H183ZM192 136V137H191ZM202 136V137H201ZM207 136V137H206ZM21 137V138H20ZM30 137V138H29ZM32 137V138H31ZM37 137V138H36ZM51 138V140L50 139H47V138ZM62 137V139H60ZM67 137V138H66ZM128 137H130V136H128ZM151 137V138H150ZM179 137V138H178ZM189 137H191V138H189ZM193 137H195V138H193ZM237 137V138H236ZM11 138V139H10ZM13 138V139H12ZM29 138V139H28ZM42 139V140H40V139ZM58 138V139H57ZM68 138H70V140L68 139ZM71 138L73 139L74 138V141L72 140L71 141ZM164 138V139H163ZM167 138V139H166ZM169 138V139H168ZM203 140H202V139ZM242 138V139H241ZM10 139V140H9ZM16 139V140H15ZM26 139V140H25ZM31 139V140H30ZM45 139H46V142H45ZM60 139V140H59ZM115 138H112V140H114ZM124 139H127V138H125L124 137ZM156 139V140H155ZM160 139V141H158ZM161 139H163V140H161ZM173 141H172V140ZM176 139V140H175ZM185 139V140H184ZM194 139H195V141H194ZM198 139H200V141L198 140ZM208 139V140H207ZM55 140V141H54ZM57 140H59V142L57 141ZM147 140H150V142L152 141V143L155 141V145L154 146H152V145H150L148 142L149 141H147ZM164 140H166V141H164ZM181 140H182V143H181ZM198 140V141H197ZM42 141V142H41ZM52 141V142H51ZM64 141V142H63ZM69 141L71 142V143H69ZM158 141V142H157ZM164 141V142H163ZM187 141H188V143H187ZM34 142V143H33ZM36 142V143H35ZM38 142V143H37ZM55 142H56V144H57V142H58V145L60 144V146H58V145H56L55 144ZM75 144H74V143ZM130 142H132V141H130ZM129 142V143H130ZM162 142L164 143V144H162ZM165 142H167V143H165ZM170 142V143H169ZM192 142V143H191ZM201 142V143H200ZM261 142V143H260ZM21 143V144H20ZM25 143V144H24ZM43 143V144H42ZM50 143H52V144H54V145H51ZM72 143H73V145H72ZM148 143V144H147ZM161 143V144H160ZM174 143V144H173ZM199 143H200V145H199ZM207 143V144H206ZM32 144H33V146H32ZM157 144V145H156ZM158 144H160V145H158ZM167 144V145H166ZM172 144V145H171ZM181 144V145H180ZM185 144V145H184ZM196 144V145H195ZM206 144V145H205ZM212 144V145H211ZM30 145V146H29ZM40 146V148H39V146ZM46 145V147H43V146H45ZM61 145L63 146L62 148H61ZM65 145V146H64ZM68 145H69V147H68ZM71 145V146H70ZM163 145V146H162ZM188 145V146H187ZM262 145V146H261ZM14 146H16L15 148H14ZM36 146H37V148H36ZM48 146V147H47ZM58 146V147H57ZM72 146H74V147H72ZM76 146V147H75ZM155 146H157L158 148H162L161 149V151H159L158 152V150H160V149H158L157 147H155ZM160 146V147H159ZM162 146V147H161ZM169 146H171V147H169ZM174 146V147H173ZM206 146H208V148H205ZM216 146V147H215ZM18 147V148H17ZM49 147H50V149L52 148V150H50L49 149ZM54 147H57V149L56 148H54ZM66 147H68L67 149H66ZM70 147H72V149L70 148ZM78 147V148H77ZM121 147V146H120ZM151 147H152V149L153 150H151ZM154 147V148H153ZM163 147H165V148H163ZM203 147V148H202ZM223 147V148H222ZM258 147H259V149H258ZM10 148V147H9ZM10 148V149H11ZM24 148V149H23ZM42 148V149H41ZM58 148H61V150H63L62 152H60L59 151V149ZM73 148H77V153L75 152L76 151V149L75 150H73ZM182 148V149H181ZM205 148V149H204ZM217 148V149H216ZM221 148V149H220ZM17 149H19L18 151H17ZM20 149H23V150H20ZM26 149V150H25ZM46 149H47V152H45L46 151ZM55 149H56V151H55ZM64 149H65V151H64ZM80 149V150H79ZM158 149V150H157ZM172 149H174V150H172ZM203 149V150H202ZM212 149V150H211ZM257 149H258V151H257ZM17 152V153H15V151ZM27 150H29V152L27 151ZM38 150V151H37ZM42 150V151H41ZM66 150H70V152H72L73 151V153H70L69 152V154L66 152ZM199 150V151H198ZM205 150L207 151V152H205ZM208 150H211V151H208ZM241 150V151H240ZM255 150V151H254ZM25 151H26V153H25ZM52 151V153H50V152ZM53 151L55 152V154H53ZM78 151H80V152H78ZM158 153H157V152ZM168 152V154H167V152ZM171 151V152H170ZM191 151V152H190ZM228 151V152H227ZM24 152V153H23ZM30 152H31V155H30V157H28V155L30 154ZM33 152V153H32ZM40 152V153H39ZM58 154H57V153ZM64 152H66V154L68 155H66ZM121 152V151H120ZM166 152V153H165ZM176 152V153H175ZM201 152V153H200ZM212 152H213V155H212ZM10 153V154H11ZM27 153H28V155H27ZM46 153V154H45ZM47 153H49V154H47ZM62 155L63 154V156H67V160H68V162L69 163H71V165H69V163L68 162H66L67 160H64L63 158H65V157H63V156H61L60 154ZM75 153V154H74ZM79 153V154H78ZM154 153H152L151 154V156L153 155L154 156ZM163 153H165V154H163ZM208 153V154H207ZM218 153V154H217ZM16 156H15V155ZM25 154H26V156H25ZM35 155V157L37 158V159H33L32 157H34V155ZM53 154V155H52ZM72 154V156H73V154H74V156H73V158L70 160V158H71V155ZM76 154H78V155H76ZM172 154V155H171ZM236 154V155H235ZM254 154H256V155H254ZM33 155V156H32ZM52 156V158L50 157V156ZM55 155V156H54ZM159 155H161L160 157H159ZM225 155H227V156H225ZM258 155V156H257ZM1 156H3V155H1ZM5 156H6V154H5ZM18 156V157H17ZM24 156V157H23ZM32 156V157H31ZM46 156V157H45ZM54 156V157H53ZM57 156V157H56ZM82 156V155H81ZM126 156H128L127 154H126ZM157 156V157H156ZM162 156L164 157V159L162 158ZM176 156V157H175ZM189 156H192V157H189ZM198 156V157H197ZM208 156V157H207ZM217 156V157H216ZM224 156V157H223ZM251 156H252V158H251ZM257 156V157H256ZM260 156H261V158H260ZM56 157V158H55ZM60 157V158H59ZM63 157V158H62ZM214 157H216L217 158V160H216V163H214L215 162V159L216 158H214ZM227 157H229V158H227ZM259 157V158H258ZM27 158V159H26ZM29 158H31V159H29ZM49 158H51L50 160H49ZM69 158V159H68ZM75 158H76V160H75ZM161 159L160 161H159V159ZM202 158V159H201ZM208 159V161H207V159ZM232 158H234V159H232ZM29 159V162L27 161ZM33 159V160H32ZM59 159H63V160H59ZM80 160L79 162L82 164L83 162H84V164L81 166V165H79L80 163L78 162V160ZM168 159V160H167ZM214 159V160H213ZM225 159V160H224ZM233 160V162H232V160ZM252 159V160H251ZM253 159H255V160H253ZM261 159H263V160H261ZM18 160V161H17ZM22 160V161H21ZM30 160H32V163L33 164H35V165H33L32 163V165H30ZM37 160V161H36ZM39 160H41V162L39 161ZM43 160V161H42ZM56 160V162H54ZM70 160V161H69ZM73 160H75V162L77 163H74V161ZM178 160V161H177ZM212 161V162H210V163H207V162H209V161ZM220 160V161H219ZM237 160V161H236ZM249 160L251 161V162H249ZM260 160H261V162H260ZM15 161L16 162H19L20 161V163H15ZM27 161V162H26ZM35 161V162H34ZM48 161V162H47ZM83 161V162H82ZM169 161V162H168ZM185 162V164H182V163H184ZM198 161V162H197ZM230 161V162H229ZM236 161V162H235ZM243 161H244V163H243ZM246 161H248V162H246ZM253 161V162H252ZM260 162L259 163V166L256 168V166L258 165V164H256L255 162ZM22 162H25V163H22ZM52 162H54L53 164L55 165H52ZM59 162H61V163H59ZM63 162H66L65 164H63ZM90 162V163H89ZM168 162V163H167ZM176 162L178 163V164H176ZM192 162V163H191ZM39 163H42V164H39ZM46 163V164H45ZM56 163V164H55ZM57 163L59 164L58 165V167H57ZM96 163V162H95ZM170 163V164H169ZM196 163V164H195ZM200 163V164H199ZM207 163V164H206ZM219 163V164H218ZM229 165H228V164ZM239 163V164H238ZM249 163V165H247ZM251 163H253L252 165L254 166V168H253V166L251 165ZM19 164H20V167H19ZM23 164V165H22ZM25 164V165H24ZM26 164H27V166H26ZM44 164V165H43ZM76 164V165H75ZM86 164V165H85ZM90 164H92V165H94V166H92V165H90ZM167 164H168V166H167ZM191 164H192V166H191ZM195 164V165H194ZM211 164H213V165H211ZM217 164V165H216ZM234 166H232V165ZM247 166H246V165ZM260 164H262V165H260ZM8 165V166H7ZM21 165L23 166V167H21ZM37 165H39V166H37ZM64 165V166H63ZM68 165L69 166H71V167H68ZM87 165H89V166H87ZM176 165H177V167H176ZM199 165V166H198ZM206 165V166H205ZM215 165V166H214ZM219 165H221V166H219ZM226 165V166H225ZM227 165H228V167H227ZM230 165H231V167H230ZM240 165V166H239ZM25 166V167H24ZM63 166L64 167V169H63V167H62V169H61V167ZM74 166H76L75 167V169L73 168ZM78 166V167H77ZM85 166H87V168H88V170H87V168L85 167ZM167 166V167H166ZM201 166V167H200ZM212 166H214V168L211 167ZM249 166H250V168H251V170H250V168H249ZM262 166V167H261ZM31 169H30V168ZM37 167V168H36ZM41 167H43V169L41 168ZM47 167V168H46ZM51 167V168H50ZM66 167V168H65ZM81 167V168H80ZM82 167H85L84 169L82 168ZM91 167H93V168H91ZM96 167H98V168H96ZM176 167V168H175ZM188 167V168H187ZM210 167V168H209ZM226 167H227V171H226ZM247 167V168H246ZM261 167V168H260ZM24 168V169H23ZM29 168V169H28ZM39 168V169H38ZM41 168V169H40ZM71 168H73V169H71ZM77 168H79L78 170H77ZM165 168H167L166 170H165ZM191 168H193V169H191ZM237 168V169H236ZM239 168V169H238ZM26 169L29 171V172H27L26 171ZM61 169V170H60ZM81 169V170H80ZM93 170V172L91 171V170ZM95 169H98V170H96L95 171ZM169 169V170H168ZM187 169V170H186ZM202 169V170H201ZM230 169V170H229ZM10 170H12V171H10ZM31 170H33V171H31ZM38 170H40V171H38ZM51 170V171H50ZM54 170V171H53ZM62 171L61 173H60V171ZM70 170V171H69ZM72 170H73V173H72ZM74 170H75V173H74ZM80 170V171H79ZM86 170V171H85ZM182 170V171H181ZM197 170V171H196ZM219 170H220V172H219ZM229 170V171H228ZM235 170V171H234ZM242 170V171H241ZM253 170H255L254 172L255 173H253ZM258 170V171H257ZM34 172V173H32L31 174V172ZM80 173H79V172ZM81 171H83V173L85 174H83ZM162 171L164 172V173H162ZM166 171V172H165ZM170 171H171V173H170ZM196 171V172H195ZM198 171H199V173L200 174H202L201 176H200V174L198 173ZM201 171V172H200ZM218 171V172H217ZM224 171V172H223ZM234 171V172H233ZM252 172V174H251V172ZM36 172V173H35ZM52 172V173H51ZM77 172V173H76ZM88 172V173H87ZM99 172V173H98ZM177 174H176V173ZM181 172V173H180ZM204 172V173H203ZM210 172V174H208ZM214 172V173H213ZM217 172V173H216ZM228 172H229V174H228ZM235 174V176H233V173ZM21 173V174H20ZM45 173V174H44ZM70 173V174H69ZM97 173V177L95 176V174ZM170 175H169V174ZM180 173V174H179ZM194 173V174H193ZM231 173V174H230ZM241 173V174H240ZM1 174H4V175H1ZM18 174V175H17ZM19 174H20V176H19ZM42 176H40V175ZM49 174V175H48ZM51 174V175H50ZM72 174H73V176H72ZM77 174V175H76ZM183 174H185V175H183ZM192 176H191V175ZM198 174V175H197ZM214 174V175H213ZM219 174V175H218ZM222 174V175H221ZM225 174V175H224ZM239 174V175H238ZM243 174V175H242ZM253 174H254V176L255 177H251V176H253ZM15 175V176H14ZM22 175V176H21ZM37 175H38V177H37ZM55 175V176H54ZM84 175V176H83ZM88 175H89V177H88ZM93 175V176H92ZM183 175V176H182ZM203 175H205V176H203ZM217 175V176H216ZM229 175V176H228ZM231 175V176H230ZM4 176V177H3ZM16 176H18V177H16ZM34 176V177H33ZM48 176V177H47ZM57 176V177H56ZM170 176H171V180L169 179L170 178ZM175 176H177L176 178H175ZM179 176V177H178ZM188 176V177H187ZM200 176V177H199ZM223 176V177H222ZM50 177V178H49ZM88 177V178H87ZM99 177V178H98ZM182 177H183V179H182ZM190 177V178H189ZM195 178V180H194V178ZM199 177V178H198ZM220 177H222L221 179H220ZM231 177V178H230ZM233 177V178H232ZM247 177H249L248 179H247ZM36 178V179H35ZM43 178V179H42ZM49 178V179H48ZM96 178V179H95ZM163 178V179H162ZM172 178H174L173 180L175 181V182H172ZM193 178V179H192ZM214 178H216V182H217V178H218V180L220 181V182H223V184H221L220 183V185L218 184V182L216 183V182H214V183H216V184H214V183H212L213 185H211L210 184V186H211V192L213 191V193H211L210 192V189H208V187L210 188V186H209V184L206 186V185H204V184H206V183H203V182H206L207 181V183L209 182H212V181H209V180H213ZM235 178L238 180V181H236L235 180ZM239 178H241V179H239ZM28 179V180H27ZM32 181H31V180ZM34 179V180H33ZM53 179H55V180H53L54 182L53 183H51L52 182V180ZM63 179V180H62ZM88 179V180H87ZM93 179V180H92ZM94 179H95V183L93 182L94 181ZM99 179V180H98ZM166 179V180H165ZM168 179V180H167ZM181 179V180H180ZM200 179V180H199ZM226 179L228 180V182L226 181ZM232 179V180H231ZM250 179H252V182H254L253 181V179H255V182L254 183H252L251 181V185H250V183H248L249 182V180ZM47 182H46V181ZM51 182H50V181ZM63 181L62 182V184L60 183V181ZM67 180H68V182H67ZM84 180V181H83ZM90 180V181H89ZM98 181V183H96L97 181ZM165 180V181H164ZM205 180V181H204ZM235 180V182H233ZM242 182H241V181ZM49 181V182H48ZM57 181H59V183H60V185L58 184V182ZM70 181V182H69ZM72 181V182H71ZM142 182H144L143 181V179L141 180ZM168 181V182H167ZM170 181V182H169ZM177 181V182H176ZM180 181V182H179ZM190 181V182H189ZM193 181V182H192ZM200 181H201V183H200ZM214 181V180H213ZM35 182V183H34ZM44 182H46V184H43ZM56 182V183H55ZM81 182V183H80ZM90 182H92V183H90ZM164 182V183H163ZM168 183V184H166V183ZM184 182V183H183ZM187 182V183H186ZM196 184H195V183ZM198 182L201 184H198ZM230 182H233V183H230ZM41 183V184H40ZM48 183V184H47ZM50 183V184H49ZM77 183V184H76ZM88 183H90L89 184V186H88ZM171 183V184H170ZM191 184V185H189V184ZM224 183H225V185H224ZM237 183H238V185H237ZM32 184V185H31ZM33 184H36V186L38 185V186H40L39 187V189L37 188H35L34 186L35 185H33ZM43 184V185H42ZM58 185V186H56V185ZM76 184V185H75ZM82 184H84L83 186H85V187H83V186H81ZM95 184V185H94ZM183 184V185H182ZM185 184H186V186H185ZM203 184V185H202ZM232 186V184H234V186H230V185ZM242 184V185H241ZM247 184H248V187H247ZM26 185V186H25ZM62 185V186H61ZM78 185V186H77ZM96 186V187H94L93 188V186ZM99 185V186H98ZM159 185H160V187H159ZM169 186L168 188H167V186ZM189 185V187H187ZM193 185H194V187H193ZM197 185H200L199 186V188H197L196 186ZM216 185V186H215ZM223 185H224V187H223ZM236 185V186H235ZM243 185L245 186V189H246V187H247V189L245 190L244 189V187H243ZM250 185V186H249ZM43 186V187H42ZM56 186V187H55ZM91 186V188H89ZM113 186V188H111V186L109 187V189H111V193H113V192H115V190H116V192L115 193H113L112 194V196L113 197H115L116 198V195H114V194H117V195H119V194H123V196L125 195L124 194V192L123 193H121L122 191H120V189L118 190V188H117V186H114V185H112ZM157 186V185H156ZM166 186V187H165ZM172 186V187H171ZM179 186V187H178ZM183 186H185V187H183ZM192 186V187H191ZM242 186V188H240ZM114 187H116V188H114ZM141 187V188H140ZM174 187V189H176L175 191H174V189H171V188H173ZM200 187H201V189H200ZM203 187H204V189H203ZM221 187H222V189H221ZM233 187H234V190H233ZM42 188V189H41ZM57 188V189H56ZM98 188H100V189H98ZM136 188V187H135ZM146 188H147V190H146ZM180 188V189H179ZM185 188V189H184ZM188 188H189V190H188ZM193 188V189H192ZM195 188V189H194ZM30 189H32V190H30ZM34 189V190H33ZM36 189V190H35ZM87 189V190H86ZM90 189V190H89ZM132 189H134V190H132ZM140 189L142 190V192H140ZM166 189V190H165ZM167 189H169V190H171V191H167ZM197 189V191H195ZM199 189V190H198ZM219 189V191H217ZM232 189V191H230V190ZM39 190V191H38ZM70 190V191H69ZM76 190V191H75ZM79 190V191H78ZM105 192V194H103L104 192ZM136 190L138 191L137 193H136ZM184 190V191H183ZM194 190V191H193ZM227 190H229V191H227ZM248 190V191H247ZM251 190V189H250ZM30 191V192H29ZM51 191V192H50ZM54 191H56V192H54ZM60 191V190H59ZM71 191H73L74 193H72ZM98 191H100V193H101V195L102 196H99L100 195V193L98 194ZM118 191V192H117ZM133 191H135V194H134V192ZM164 191H165V193H167V194H165L164 193ZM177 191V192H176ZM200 193H199V192ZM204 191V192H203ZM206 191V192H205ZM207 191H209L208 193H207ZM226 191H227V193H229V194H232V193H234L233 195H232V197H229L230 195L229 194H227L226 193ZM243 191H245V192H243ZM247 191V192H246ZM77 192V193H76ZM91 192V193H90ZM154 192V194H152ZM184 192V194H182L181 195V193H183ZM186 192V193H185ZM190 192V196H189V193ZM198 192V193H197ZM216 192H217V194H216ZM218 192L220 193L219 195H218ZM238 192H240V193H238ZM21 193H22V195H21ZM90 193V194H89ZM149 193V194H148ZM157 193H159V194H157ZM162 193V194H161ZM178 193V194H177ZM180 193V194H179ZM204 193L206 194V195H204ZM211 193V194H210ZM225 193V194H224ZM241 193H243V194H241ZM247 193V194H246ZM74 196H73V195ZM93 194V195H92ZM98 194V195H97ZM168 194H170V197H169V195ZM178 196H177V195ZM204 195V197H202L203 195ZM27 195V196H28ZM78 195V196H77ZM92 195V196H91ZM121 195L118 197L119 198V200L123 197H121ZM139 196V198L137 197V196ZM140 195L142 196L141 198H140ZM167 195V196H166ZM175 195V196H174ZM191 195H195V196H191ZM201 195V196H200ZM217 195V196H216ZM226 195V196H225ZM242 195V196H241ZM244 195V196H243ZM87 196V197H86ZM91 196V197H90ZM99 196V197H98ZM164 196V197H163ZM165 196L167 197V198H165ZM181 196V197H180ZM196 196H197V199H198V196H199V199L197 200L196 199ZM174 199H173V198ZM183 197H188L187 199L189 200H187L186 198H184L183 199ZM192 197H194V198H192ZM1 198V197H0ZM101 198V199H100ZM143 198L141 199V200H143ZM178 198V199H177ZM202 198V199H201ZM231 198V199H230ZM235 199V201L236 200H238V203L237 202H235L234 201V199ZM238 198V199H237ZM241 198V199H240ZM29 199V200H30ZM38 199V200H37ZM148 199H149V197H148ZM160 199V198H159ZM193 199L195 200V201H193ZM243 199V200H242ZM246 199H247V201L248 202H246ZM1 200V199H0ZM13 200V201H12ZM122 200V199H121ZM168 200V201H167ZM170 200V201H169ZM174 200V201H173ZM178 200V201H177ZM183 200V201H182ZM190 200H192V202L190 201ZM197 200V201H196ZM208 200L210 201V202H212V200L211 199H209L208 198ZM245 200V201H244ZM100 201V202H99ZM140 201V200H139ZM171 201H173V202H175L174 204L171 202ZM234 201V202H233ZM242 201V202H241ZM171 202V203H170ZM177 202H180V204L179 203H177ZM187 202V203H186ZM191 202V203H190ZM200 202V203H199ZM245 202V203H244ZM250 202V203H249ZM14 203V204H13ZM170 203V204H169ZM188 203H190V204H188ZM204 203V202H203ZM243 204V206H242V204ZM248 203V204H247ZM179 204V205H178ZM187 204H188V206H187ZM191 204H192V208H190V206H191ZM194 204V205H193ZM251 204H252V206L253 207H251ZM9 205V204H8ZM106 207H105V206ZM245 205H247L246 207L247 208H250L251 209V211H250V209H246L245 210ZM249 205H250V207H249ZM95 206H92V207H95ZM233 206V210L235 211V208L236 207H234ZM171 207V206H170ZM242 207V208H241ZM103 208H105V209H103ZM106 208H108V210H109V212H108V210L106 209ZM109 208H111V211H110V209ZM113 208V209H112ZM119 208V209H118ZM263 208H264V205H263ZM124 209V208H123ZM254 209H257V210H254ZM103 210V211H102ZM106 210V211H105ZM116 212H115V211ZM120 210V211H119ZM245 210V211H244ZM260 210H262V206L260 207ZM259 210V211H260ZM101 211V212H100ZM238 211H237V213H238ZM249 211V212H248ZM105 212H107V214L105 213ZM254 212L258 215H254ZM258 212V213H257ZM121 214V215H118V214ZM123 213V214H122ZM245 213H243L244 214V216L242 217V218H244L245 217ZM132 214V213H131ZM130 214V215H131ZM263 214V215H262ZM75 215V214H74ZM84 215H87V216H84ZM125 216V217H124ZM126 216H127V218H128V220H131V222L132 223H130L129 225L128 224H126L125 222H126V220H127V218H126ZM247 216V215H246ZM252 216L250 217V215H248V217H245V221L247 220V218H248V220L250 219V218H252ZM254 216H256V217H254ZM260 216V217H259ZM263 216V217H262ZM21 217V216H20ZM80 217V218H79ZM115 217H116V219H115ZM120 217V218H119ZM4 218H6V219H10V220H12V221H18V222H24V223H26V222H31V221H39V219L37 220V218H30V219H23V218H10V217H6V216H4ZM62 218H66V216H63ZM126 218V219H125ZM252 218V219H253ZM89 219H90V222H89ZM120 220V222H118L119 220ZM61 220V217L60 218H58V220H57V218H55L54 220H51V221H48V222H46V224L45 225H42L40 228H42V227H46V226H51L52 227V225H54L56 222H58V221H60ZM122 220H124L123 222H122ZM134 221V223H136V225H133V221ZM248 220L244 223V228H243V230L244 231H247L246 233L245 232H239V230L237 229L236 230V232H238V234H236V232H234L233 231V234H231V236L229 237H227V239H228V241H227V243L229 244L230 242H231V245H232V247L234 246V245H236V244H238V246L239 245H242L243 244V242H244V240L246 241L244 244H243V247L245 246V249L242 247V249H244V250H246V248L248 247H246V245H248L249 244V240H248V238L251 240V237H252V234H253V237L255 236V234L254 233H262V232H264L263 230H264V221L263 222H261V221H259V222H257L256 221V223H254L255 222V219L254 220H249V222H252V223H247L248 222ZM41 221V220H40ZM64 221V220H63ZM62 221V222H63ZM74 222V221H73ZM130 222V221H129ZM128 221H127V223H129ZM263 223V224H261V223ZM124 223V224H123ZM140 225H139V224ZM258 223V224H257ZM78 223H76V224H71L69 227H68V230L69 231H72L73 233H79V234H82V228H81V226H79V225H77ZM249 224V225H248ZM256 226L255 228H256V230H255V228H254V225ZM93 225H94V227H93ZM175 225V224H174ZM171 226V228L172 227H177L176 225L175 226ZM250 225H252L253 227H252V230H251V226ZM258 225H261V226H263V227H259ZM91 228H90V227ZM141 226H143V227H141ZM260 228V231H262V232H259V229H258V227ZM50 227V228H51ZM30 228H39V226H37V225H35V226H33V227H30ZM250 228V229H249ZM143 229V230H142ZM247 229V230H246ZM263 229V230H262ZM0 230H9V231H11V230H21V228H20V226H16V225H13V224H6L5 225V227L4 226H0ZM23 230V229H22ZM242 230V231H243ZM241 231V230H240ZM248 231H250V232H248ZM109 232H111V231H109ZM92 233V234H93ZM234 233H235V235H237V238H238V240L239 241H242V239H243V237H244V239H243V242H238V240H237V238H236V240H237V243L235 242V237L236 236H233L234 235ZM240 233H241V236H243V237H239L240 236ZM244 233V234H243ZM248 235V236H244V235ZM251 234V235H250ZM54 235H56V234H54ZM59 235H57V236H55V237H58ZM177 236V235H176ZM234 238H233V237ZM164 237L166 238V239H164ZM230 238H232V239H230ZM240 238V239H239ZM242 238V239H241ZM170 239V240H169ZM248 240V242H247V240ZM253 239V238H252ZM67 244H69L70 245V242H68V241H65ZM174 242V243H173ZM233 242H234V245H233ZM175 243H177V244H175ZM236 243V244H235ZM248 243V244H247ZM109 246V248H113V246H110V245H108ZM228 246V245H227ZM238 246H234L233 248L232 247H230V245H229V249L231 248V249H234L235 251H237L238 249H240V250H238L239 252H243L244 250H242L241 251V247L240 248H238ZM236 247L238 248V249H236ZM171 251H173V250H176L175 249V247H174V249H170ZM97 250L96 249H93L91 252H96ZM88 252L89 251H87L86 253L88 254ZM2 255H0V264H5V263H2L1 262V258L3 259V257L4 256H2ZM87 256V255H86ZM86 256H84V255H82V257H86ZM7 256H5L4 258H6ZM8 258V257H7ZM219 258V259H218ZM207 259V260H206ZM223 259V260H222ZM5 260V259H4ZM10 260H11V262H13V263H15V264H19L20 262H17V261H14L13 259H11L10 258ZM217 260H218V263H217ZM204 261H205V263H204ZM214 262V263H213ZM191 263H193V262H190L189 264H191ZM194 264V263H193ZM197 264V263H196Z\"/></svg>",
	"mask_w": 264,
	"mask_h": 264
},
{
	"label": "bare ground",
	"instance_id": "6f19581e",
	"mask_svg": "<svg viewBox=\"0 0 264 264\" xmlns=\"http://www.w3.org/2000/svg\"><path fill=\"white\" fill-rule=\"evenodd\" d=\"M23 1H25V0H23ZM94 1V0H93ZM170 1V0H169ZM177 2H176V4L174 5L175 6V8L174 9H176L177 11H178V13L177 14H179L180 13V15H181V17H184L185 15H186V12H185V8L186 7H189L190 5V7L189 8H191L192 7V5H193V3H194V1H197V0H176ZM192 1H193V3H192ZM209 1V0H208ZM212 1V0H211ZM210 1V2H211ZM26 2V1H25ZM29 2V1H28ZM44 2V1H43ZM172 2V1H171ZM170 2V3H171ZM203 2H205V0L203 1ZM207 2V1H206ZM205 2V3H206ZM214 2V1H213ZM231 2V1H230ZM1 3H3V2H1ZM20 3H22V2H20ZM63 3V2H62ZM89 3V2H88ZM166 3V2H165ZM196 3H198V2H196ZM196 3H194V5H196ZM205 3L203 4V5H205ZM216 3H217V0H216ZM214 4L213 3V5H217V4ZM219 3V2H218ZM221 3H222V1H221ZM229 3V2H228ZM232 3V2H231ZM35 4V3H34ZM47 4V3H46ZM209 4V3H208ZM206 5V6H204V7H202L203 9H204V11H206L207 9H206V7L207 6H210V7H212L211 5ZM13 5H15V4H13ZM18 5V4H17ZM23 5V4H22ZM25 5V4H24ZM111 5V4H110ZM158 5V4H157ZM193 5V6H194ZM202 5V4H201ZM219 5V4H218ZM227 5V4H226ZM231 5V4H230ZM240 5V4H239ZM9 6H11V5H9ZM8 6V7H9ZM38 6V5H37ZM44 6H45V4H44ZM43 6V7H44ZM72 6V5H71ZM172 6H173V4H172ZM172 6H171V8H172ZM197 6H199V8H201V6L200 5H197ZM219 6H223V5H219ZM228 6V5H227ZM232 6V5H231ZM1 7V6H0ZM62 7V6H61ZM68 7V6H67ZM70 7V6H69ZM75 7V6H74ZM88 7V6H87ZM109 7V6H108ZM209 7V8H210ZM214 7V6H213ZM217 7V6H216ZM224 7V6H223ZM230 7V6H229ZM228 7V8H229ZM241 7V6H240ZM84 8V7H83ZM188 8V9H189ZM193 8V7H192ZM197 7L195 6V8L194 9H196ZM220 8H222V7H220ZM233 8V7H232ZM239 8V7H238ZM4 10H5V8H3ZM8 9V8H7ZM17 9V8H16ZM40 9V8H39ZM42 9V8H41ZM52 9V8H51ZM64 9V8H63ZM77 9V8H76ZM94 9V8H93ZM206 9V10H205ZM215 8H213V10H214ZM237 9V8H236ZM3 10V11H4ZM15 10V9H14ZM21 10V9H20ZM20 10H18V12L20 11ZM53 10V9H52ZM60 10V9H59ZM66 10V9H65ZM69 10V9H68ZM72 10V9H71ZM71 10H70V12H71ZM173 10V9H172ZM191 10V9H190ZM193 10V9H192ZM218 10H219V8H218ZM218 10H217V8H216V11L218 12ZM223 10V9H222ZM222 10H221V12H222ZM230 10V9H229ZM17 11V10H16ZM15 11V12H16ZM21 11H23V14H24V9L23 10H21ZM54 11V10H53ZM75 11H77V10H75ZM193 11H195V10H193ZM204 11H203V13H204ZM216 11H215V13H216ZM228 11V10H227ZM233 10H231V12H232ZM1 12H2V10H1ZM9 12V11H8ZM14 12V13H15ZM32 12V11H31ZM68 13H69V11H67ZM67 12H66V14H67ZM127 12V11H126ZM129 12H130V10H129ZM150 12V11H149ZM172 12V11H171ZM175 12V11H174ZM196 12H197V9H196ZM195 12V13H196ZM206 12H210L209 10L208 11H206ZM220 12V11H219ZM230 12V13H231ZM10 14L12 13V12H9ZM73 13H75V12H73ZM72 13V14H73ZM192 13V12H191ZM201 13V12H200ZM208 13H206L207 15H204V16H212L211 14L210 15H208ZM210 13H212V9H211V12ZM225 13H226V11H225ZM229 13V14H230ZM234 13V12H233ZM243 13V12H242ZM241 13V14H242ZM2 15L0 16V17H3V13H1ZM13 14V13H12ZM19 14V13H18ZM37 14V13H36ZM44 14V13H43ZM77 14V13H76ZM139 14V13H138ZM188 14H190V13H188ZM193 14V13H192ZM219 14V13H218ZM218 14H215V15H217L218 16ZM222 15H224V13H221ZM240 14V15H241ZM20 15V14H19ZM19 15H17V16H19ZM52 15V14H51ZM65 15V13L63 14V16ZM125 15V14H124ZM197 15H199L198 13H197ZM201 15H202V13H201ZM4 16H5V14H4ZM15 16V15H14ZM20 16H22V13H21V15ZM31 16V15H30ZM36 16V15H35ZM34 16V17H35ZM45 16V15H44ZM56 16V15H55ZM62 16V17H63ZM103 16V15H102ZM116 16V15H115ZM151 16V15H150ZM178 16V15H177ZM186 16H188V15H186ZM196 16V15H195ZM194 16V17H195ZM225 16V15H224ZM28 17V16H27ZM26 17V19H28ZM33 17V16H32ZM32 17H31V19L30 20H32ZM33 17V18H34ZM61 17V16H60ZM65 17V16H64ZM98 17V16H97ZM108 17V16H107ZM198 17V16H197ZM202 17H203V15H202ZM201 17V18H202ZM216 17V16H215ZM37 18V17H36ZM40 18V17H39ZM44 18V17H43ZM73 18H75V17H73ZM85 18V17H84ZM128 18V17H127ZM130 18V17H129ZM147 18V17H146ZM186 18V17H185ZM200 18V17H199ZM208 18V17H207ZM219 18V21H220V18L221 17H218ZM223 18V17H222ZM228 18H230L229 16H228ZM227 17L225 18L226 20L228 19ZM232 18V17H231ZM234 18V17H233ZM6 19V18H5ZM65 19H66V17H65ZM68 19V18H67ZM76 19H78V18H76ZM192 19H193V16H192ZM195 19H196V17H195ZM211 19H212V17H211ZM211 19L209 20V18L208 19H206V20H208L207 22H209V21H211ZM35 19H33V21H34ZM80 21H81V18L79 19ZM79 20H77V21H79ZM131 20H132V18H131ZM137 20V19H136ZM223 20V19H222ZM6 21V20H5ZM17 21H18V18H17ZM28 22H29V20H27ZM51 21V20H50ZM59 21H60V19H59ZM101 21V20H100ZM196 21V20H195ZM198 21V20H197ZM199 21H200V19H199ZM203 21H205V20H203ZM203 21H201V23L203 22ZM214 21H216V20H214ZM214 21H212V22H214ZM229 21V20H228ZM233 22H234V20H232ZM0 22H1V20H0ZM9 22V21H8ZM25 22V21H24ZM31 22V21H30ZM58 22V21H57ZM69 22H71V21H69ZM88 22V21H87ZM98 22V21H97ZM120 22V21H119ZM192 22H193V20H192ZM211 22V24H214V23H212ZM223 22V21H222ZM222 22H220V23H222ZM231 22V21H230ZM236 22H237V20H236ZM37 23V22H36ZM68 23V22H67ZM74 23H76V22H74ZM73 23V24H74ZM79 22H77V24H78ZM172 23V22H171ZM189 23H190V21H189ZM195 23V22H194ZM197 23H199V22H197ZM217 22H215V24H216ZM219 23V24H220ZM225 23H227V22H225ZM225 23H224V25H225ZM239 23V22H238ZM10 24V23H9ZM9 24H7V25H9ZM16 24V23H15ZM18 24V23H17ZM23 24V23H22ZM25 24V23H24ZM63 24H65V23H63ZM69 24V23H68ZM72 23H71V25H73ZM85 24V23H84ZM107 24V23H106ZM149 24V23H148ZM180 24V23H179ZM178 24V25H179ZM183 24V23H182ZM188 24V23H187ZM187 24H185V26L187 25ZM196 24V23H195ZM195 24L193 25V26H189V25H191V24H189L188 25V27L190 28V27H193L194 28V26H195ZM200 24V23H199ZM198 24V25H199ZM207 24V23H206ZM209 25H210V23H208ZM207 24V25H208ZM231 23H229L228 25H230ZM5 25V24H4ZM6 25V26H7ZM27 25H28V23H27ZM30 25V24H29ZM36 26H37V24H35ZM39 25V24H38ZM51 25V24H50ZM81 26H82V24H80ZM95 25V24H94ZM93 25V26H94ZM144 25V24H143ZM201 25V24H200ZM217 25H218V23H217ZM221 26H222V24H220ZM220 25H219V27H220ZM227 25V24H226ZM237 25V24H236ZM5 26V27H6ZM24 26V25H23ZM31 26V25H30ZM34 26V25H33ZM59 26V25H58ZM61 26H63V25H61ZM68 26H70V24L68 25ZM68 26H67V28H68ZM182 26V25H181ZM184 26V25H183ZM184 26V27H185ZM203 26H205L204 28L206 29L207 27H206V25H205V23L201 26V27H203ZM213 26H215V25H213ZM231 26H232V24H231ZM235 26V25H234ZM239 26V25H238ZM246 26V25H245ZM244 26V27H245ZM20 27V26H19ZM32 27V26H31ZM30 27V28H31ZM35 27V26H34ZM46 27V26H45ZM76 27V26H75ZM84 27H86V26H84L83 25V29H84ZM96 27V26H95ZM151 27H153L152 25H151ZM180 27V26H179ZM188 27H187V30H188ZM196 27V26H195ZM198 27H200V26H198ZM197 27V28H198ZM200 27V28H201ZM209 27V26H208ZM212 27V26H211ZM216 27V26H215ZM224 27V26H223ZM12 28V27H11ZM16 28V27H15ZM61 28V27H60ZM59 28V29H60ZM72 28V27H71ZM73 28H74V26H73ZM81 28V27H80ZM79 28V29H80ZM130 28V27H129ZM147 28V27H146ZM162 28V27H161ZM183 28V27H182ZM181 28V29H182ZM186 28V27H185ZM204 28H203V30H204ZM214 28V27H213ZM228 28H231V27H228ZM2 29V28H1ZM20 29H23L22 28V26H21V28ZM19 29V30H20ZM27 29H28V26H27ZM58 29V30H59ZM69 30H70V27L68 28ZM77 29V28H76ZM75 29V30H76ZM82 29V28H81ZM82 29V30H83ZM148 29V28H147ZM194 29H196V28H194ZM208 29H212V28H208ZM215 29V28H214ZM216 29H218V28H216ZM223 28H219V30H222ZM43 30V29H42ZM42 30H40V31H42ZM53 30H55V29H53ZM63 30L64 29H62V30H60V31H62L63 32ZM66 30V29H65ZM64 30V31H65ZM127 30V29H126ZM137 30V29H136ZM175 30V29H174ZM186 30V29H185ZM190 30H193V29H190ZM202 30V31H203ZM225 30V29H224ZM227 30V29H226ZM233 30V29H232ZM231 30V31H232ZM238 30V29H237ZM245 30V29H244ZM2 31V30H1ZM16 31V30H15ZM14 31V32H15ZM28 31V30H27ZM31 31H32V29H31ZM35 31V30H34ZM45 31V30H44ZM78 31V30H77ZM95 31H97V30H95ZM143 31V30H142ZM150 31V30H149ZM182 31V30H181ZM184 31V30H183ZM194 31V30H193ZM199 31H201V29L199 30ZM205 31V33L207 32V30H204ZM209 31V30H208ZM213 32H214V30H212ZM229 31V30H228ZM18 32V31H17ZM24 32V31H23ZM29 32V31H28ZM47 32V31H46ZM45 32V33H46ZM56 33H57V28H56V31H55ZM60 33L61 34V36H62V34L64 33ZM66 32V31H65ZM72 32H73V30H72ZM75 32V31H74ZM82 32V31H81ZM81 32H79L80 34H81ZM159 32V31H158ZM168 32V31H167ZM184 32H187V31H184ZM184 32H183V35H184ZM192 32V31H191ZM196 32V31H195ZM225 32V31H224ZM223 32V33H224ZM6 33V32H5ZM4 33V34H5ZM21 33H22V31H21ZM36 33V32H35ZM67 33H69V31L67 30ZM83 33H84V30H83ZM126 33V32H125ZM151 33H152V31H151ZM166 33V32H165ZM176 33L177 34H179L178 33V30L176 31ZM188 33V32H187ZM201 32H199V34H200ZM203 33V32H202ZM209 33V32H208ZM3 34V33H2ZM16 34H18V33H16ZM20 34V33H19ZM24 34V33H23ZM30 34V33H29ZM32 34V33H31ZM49 34V33H48ZM47 34V35H48ZM60 34L58 33V36H60ZM73 33H71L70 35H72ZM75 34V33H74ZM73 34V35H74ZM76 34H77V32H76ZM86 34V32L84 33V35ZM92 34H93V32H92ZM95 34V33H94ZM101 34V33H100ZM161 34V33H160ZM181 34V33H180ZM186 34V33H185ZM191 34V33H190ZM196 34V33H195ZM210 34H212V33H210ZM13 35H15V34H13ZM21 35V34H20ZM33 35V34H32ZM44 35V34H43ZM54 35H55V33H54ZM82 36V37H85V36ZM87 35V34H86ZM129 35V34H128ZM155 35V34H154ZM171 35H173V34H171ZM182 35V34H181ZM194 35V34H193ZM202 35V34H201ZM205 35V34H204ZM204 35H203V37H204ZM213 35V34H212ZM215 35V34H214ZM213 35V36H214ZM219 35V34H218ZM223 35V34H222ZM235 35V34H234ZM238 35V34H237ZM240 35V34H239ZM19 36V35H18ZM28 36V35H27ZM31 36V35H30ZM45 36H46V34H45ZM67 36H68V34H67ZM67 36H66V39H67ZM79 36V35H78ZM102 36V35H101ZM126 36V35H125ZM148 36V35H147ZM192 36V35H191ZM200 36V35H199ZM217 36V35H216ZM5 37V36H4ZM15 37V36H14ZM17 37V36H16ZM23 37V36H22ZM33 37V36H32ZM44 37V36H43ZM47 37V36H46ZM57 37V36H56ZM56 37H55V39H56ZM70 37V36H69ZM68 37V40L70 39ZM79 37H81V36H79ZM88 36H86L85 37V39L87 38ZM93 37V36H92ZM91 37V38H92ZM139 37V36H138ZM166 37V36H165ZM179 37V36H178ZM182 37V36H181ZM184 37V36H183ZM182 37V38H183ZM186 37V36H185ZM190 37V36H189ZM194 37V39H195V36H193ZM202 37V38H203ZM207 37V36H206ZM218 37V36H217ZM231 37V36H230ZM39 38H40V36H39ZM54 38V37H53ZM59 38H61V37H59ZM72 38H75V37H72ZM76 38H77V35H76ZM99 38V37H98ZM141 38V37H140ZM171 37H169V39H170ZM46 39V38H45ZM55 39H53V42L55 43ZM64 39V38H63ZM63 39H62V41H63ZM83 39V38H82ZM85 39H83V40H85ZM184 39V38H183ZM198 39V38H197ZM199 39H201V37L199 38ZM13 40V39H12ZM22 40H24V39H22ZM22 40H20V42L22 41ZM26 40V39H25ZM47 40H48V38H47ZM57 40V39H56ZM67 40V41H68ZM77 40H80V39H77ZM77 40L75 39V44H76V42H77ZM88 40V38L85 40V44H86V42H88L87 41ZM94 40V39H93ZM150 40V39H149ZM177 40H178V38H177ZM176 40V41H177ZM186 40V39H185ZM184 40V41H185ZM187 40H188V38H187ZM186 40V41H187ZM193 40V39H192ZM191 40V41H192ZM196 40V39H195ZM194 40V41H195ZM207 40V39H206ZM238 40V39H237ZM11 41V40H10ZM46 41V40H45ZM59 41H61V40H59ZM59 41H57L58 43V45H55L56 47L55 48H57V46H59V45H62V43H63V45L65 44L64 42H60L61 44H59ZM90 41V40H89ZM92 41V40H91ZM102 41V40H101ZM148 41V40H147ZM174 42H175V39L173 40ZM182 41V40H181ZM190 40H188V42H189ZM2 43H3V41H1ZM8 42H9V40H8ZM23 42V41H22ZM33 42V41H32ZM44 41H42V43H43ZM83 42V41H82ZM97 42H98V40H97ZM150 42V41H149ZM158 42V41H157ZM177 42H179V41H177ZM183 42V41H182ZM193 42V41H192ZM205 42H207V41H205ZM7 43V42H6ZM17 43H19V42H17ZM36 43V42H35ZM72 43V42H71ZM70 43V44H71ZM74 43H72L73 45H74ZM78 43V42H77ZM163 43V42H162ZM180 43V42H179ZM200 43V42H199ZM203 43V42H202ZM211 43V42H210ZM236 43H237V41H236ZM44 44L45 45H47L48 43H46V42H44ZM69 44V43H68ZM84 44V43H83ZM98 44V43H97ZM100 44H101V42H100ZM119 44V43H118ZM142 44V43H141ZM159 45H160V43H158ZM170 44H172V42L170 43ZM182 44V43H181ZM184 44H185V42H184ZM191 44V43H190ZM189 44V45H190ZM209 44V43H208ZM212 44V43H211ZM210 44V45H211ZM220 44V43H219ZM0 45H2L1 43H0ZM3 45H5V44H3ZM22 45H24V44H22ZM28 45V44H27ZM33 45V44H32ZM41 45V48H42V46L44 47L45 45H42V44H40ZM49 45H51V44H49ZM62 45V46H63ZM72 45V46H73ZM77 45V44H76ZM96 45V44H95ZM108 45V44H107ZM165 45V44H164ZM192 45H194V44H192ZM10 46V45H9ZM25 46V45H24ZM29 46H30V44H29ZM28 46V47H29ZM71 46V45H70ZM78 46H80V45H78ZM87 47H88V44L86 45ZM85 45L84 46H80V47H82L83 49H84V47H86ZM92 46V45H91ZM90 46V47H91ZM166 46H168V45H166ZM165 46V49L167 48ZM174 47H175V45H173ZM177 46L179 47V45L177 44ZM184 46H187V45H184ZM196 46V45H195ZM216 46V45H215ZM7 47H8V45H7ZM6 47V48H7ZM19 47H22V46H20L19 45ZM38 47V46H37ZM46 47V46H45ZM60 47V49L61 48H63V47H61V46H59ZM58 47V48H59ZM65 47H67V45L65 46ZM64 47V48H65ZM69 47V46H68ZM67 47V48H68ZM86 47V48H87ZM93 47H94V45H93ZM92 47V48H93ZM96 47V46H95ZM94 47V48H95ZM101 47V46H100ZM102 47H103V45H102ZM101 47V48H102ZM112 47V46H111ZM148 47V46H147ZM169 47V46H168ZM171 47V46H170ZM1 48H2V46H1ZM5 48V47H4ZM3 48V49H4ZM12 48V47H11ZM15 48V47H14ZM23 48V47H22ZM30 48V47H29ZM40 48V47H39ZM40 48V52H43V51H41L42 49ZM50 48V47H49ZM77 48H79V47H77ZM76 48V49H77ZM82 48H79V51L82 49ZM93 48V49H94ZM97 48H98V45H97ZM155 47H153V49H154ZM173 48V47H172ZM176 48V47H175ZM182 48H184V47H182ZM199 48V47H198ZM205 48H208L207 46H205ZM211 48V47H210ZM8 49V48H7ZM9 49H10V47H9ZM32 49L33 48H31V51H32ZM37 49V48H36ZM66 49V48H65ZM69 49V48H68ZM70 49H71V51L73 50L71 47H70ZM75 49V50H76ZM91 49V48H90ZM92 49V50H93ZM106 49V48H105ZM114 49V48H113ZM157 49V48H156ZM159 49V48H158ZM157 49V50H158ZM161 49H164V48H160V50ZM179 49V48H178ZM181 49V48H180ZM185 49V48H184ZM5 51H6V49H4ZM16 50V49H15ZM21 50V49H20ZM23 50V49H22ZM44 51H46L45 49H43ZM52 50H54V49H51L50 50V52H54V51H52ZM57 50V49H56ZM64 50V49H63ZM74 50V51H75ZM78 50V49H77ZM85 50H89V48L88 49H85ZM96 50V49H95ZM101 50V49H100ZM136 50H138V49H136ZM168 50V49H167ZM166 50V51H167ZM171 50V49H170ZM173 50V49H172ZM171 50V51H172ZM188 50V49H187ZM195 50H196V48H195ZM238 50V49H237ZM1 51V50H0ZM3 51V50H2ZM1 51V52H2ZM14 51V50H13ZM16 51H19V50H16ZM37 51V50H36ZM58 51H62V50H57L56 52H58ZM73 51V52H74ZM79 51H77V52H79ZM83 51V50H82ZM82 51H80V53H79V56H80V54H83V53H85V52H82ZM94 51V50H93ZM113 51H115V50H113ZM123 51V50H122ZM152 51V50H151ZM164 51V50H163ZM176 51V50H175ZM182 51H183V49H182ZM48 52V51H47ZM45 53V54H47V56H48V53ZM82 52V53H81ZM86 52H88L89 54H90V52L89 51H86ZM99 51H97V53H98ZM103 52H105V51H103ZM170 52V51H169ZM178 52V51H177ZM6 53V52H5ZM9 53V52H8ZM14 53V52H13ZM31 53V52H30ZM52 53H49V54H52ZM55 53V52H54ZM62 53H63V51H62ZM70 53V52H69ZM72 53V52H71ZM87 53V54H88ZM100 53V52H99ZM106 53H107V50H106ZM154 53H155V51H154ZM165 53V52H164ZM164 53H162V54H164ZM173 53H174V50H173ZM229 53V52H228ZM23 54V53H22ZM25 54V53H24ZM40 54V53H39ZM42 54V53H41ZM57 54H59V52L58 53H56L55 55L57 56ZM67 54V53H66ZM75 55H78V54H76V53H74ZM102 54V53H101ZM170 54V53H169ZM12 55V53L10 54V56ZM20 55V54H19ZM18 55V56H19ZM43 55V54H42ZM60 55V54H59ZM68 55H70V54H68ZM94 55H95V53H94ZM105 54H103V55H101V57L102 56H104ZM152 55V54H151ZM154 55V54H153ZM158 55V54H157ZM165 55H167V53L165 54ZM175 55V54H174ZM174 55H172V56H174ZM188 55V54H187ZM186 55V56H187ZM220 55V54H219ZM228 55H231V54H228ZM4 56V55H3ZM9 56V55H8ZM22 56V55H21ZM47 56H45V58L47 57ZM50 56H52V55H50ZM54 56V55H53ZM61 56H62V54H61ZM64 56H66V55H64ZM73 56V55H72ZM76 57L75 56V58L76 59H78V58H80V57ZM88 56V55H87ZM86 55H85V57H87ZM90 56V55H89ZM96 56V55H95ZM108 56V55H107ZM140 56V55H139ZM179 56V55H178ZM41 57H43V56H41ZM83 57H84V54H83ZM100 57V58H101ZM105 57V56H104ZM157 57V56H156ZM163 57V56H162ZM170 57V56H169ZM193 57V56H192ZM197 57V56H196ZM195 57V58H196ZM200 57V56H199ZM11 58H12V56H11ZM37 58H38V56H37ZM44 58V57H43ZM49 58V56L47 57V61L50 59H48ZM55 58H57V57H53V59H55ZM75 58H72V59H75ZM81 58H82V55H81ZM90 58H97V57H90ZM98 58H99V56H98ZM99 58V59H100ZM121 58V57H120ZM170 58H172V57H170ZM182 58V57H181ZM185 58H187V57H185ZM14 59V58H13ZM19 59H21V57L19 58ZM18 59V60H19ZM27 59V58H26ZM33 59V58H32ZM36 59V58H35ZM40 59H42V58H40ZM52 59V60H53ZM61 60V58H58V60ZM63 59V58H62ZM71 59V60H72ZM84 59H86V58H84ZM107 59V58H106ZM111 59H112V57H111ZM157 59H160V58H157ZM165 59H167L168 60V58H165ZM176 59V58H175ZM183 59V58H182ZM190 59V58H189ZM11 60V59H10ZM23 60V59H22ZM25 60V59H24ZM37 60V59H36ZM43 60V59H42ZM63 60H65V59H63ZM70 60V59H69ZM79 60V59H78ZM83 60V58L81 59V60H79L80 62ZM88 60H89V58H88ZM87 60V61H88ZM113 60V59H112ZM139 60H141V59H139ZM154 60H155V58H154ZM161 60V59H160ZM164 60V59H163ZM180 60V59H179ZM202 60V59H201ZM1 61V60H0ZM25 61H27V60H25ZM29 61V60H28ZM31 61V60H30ZM46 61V60H45ZM45 62L46 64H48V62ZM54 61V60H53ZM57 61V60H56ZM77 61V60H76ZM90 61H91V59H90ZM89 61V63L87 62V64L88 65H90L91 64V62ZM94 61H96V60H94ZM97 61H98V63H100L101 61L102 62H104L102 59H101V61L100 60H98L97 59ZM108 61V60H107ZM173 61V60H172ZM227 61H229V59L227 60ZM6 62V61H5ZM19 62V61H18ZM34 62V61H33ZM52 62V61H51ZM70 62H73V61H70ZM85 62H86V60H85ZM106 62V61H105ZM112 62V61H111ZM114 62V61H113ZM121 62V61H120ZM159 62V61H158ZM161 62V61H160ZM163 62H165V60L163 61ZM163 62H161V64L163 63ZM170 62V61H169ZM25 63V62H24ZM29 63V62H28ZM35 63H37V61L35 62ZM43 63V62H42ZM55 63V62H54ZM57 63V62H56ZM59 63V62H58ZM61 63V62H60ZM75 64L77 63V62H74ZM96 63V62H95ZM95 63H93V65L95 64ZM98 63H97V66H98ZM107 63V62H106ZM115 63V62H114ZM228 63V62H227ZM6 65L8 64L7 62L5 63ZM23 64V63H22ZM26 64V63H25ZM30 64V63H29ZM39 64V63H38ZM67 64V63H66ZM69 64V63H68ZM75 64H73V66H78V64L77 65H75ZM80 64V63H79ZM102 65H103V63H101ZM157 64V63H156ZM155 64V65H156ZM175 63H173V65H174ZM9 65V64H8ZM8 65H7V68H8ZM49 65V64H48ZM48 65H45V67H48ZM52 65L54 66V64H53V62H52ZM58 65V64H57ZM71 65V64H70ZM81 65V64H80ZM82 65H85L84 64V60H83V64ZM81 65V66H82ZM88 65H87V68L88 69H90L91 68V65L88 67ZM92 65V67L93 68H95L96 69V67H94ZM153 65V64H152ZM12 66V65H11ZM15 66H16V64H15ZM39 66V65H38ZM43 68H44V66L43 65H41ZM50 66V65H49ZM53 66H50V67H52L53 69H54V67ZM105 66H107V65H105ZM109 66V65H108ZM112 66V65H111ZM132 66V65H131ZM138 66V65H137ZM159 66V65H158ZM41 67V68H42ZM66 66H63L62 68V73L63 74H67V71H66V68H65ZM84 67V66H83ZM86 67V66H85ZM85 67L84 68H81L82 69V71H83V69H85ZM100 67V66H99ZM97 68V69H100V68ZM103 67V66H102ZM124 67V66H123ZM196 67V66H195ZM221 67V66H220ZM231 67V66H230ZM21 68V67H20ZM25 68V67H24ZM29 68H31V67H29ZM34 68V67H33ZM32 68V69H33ZM42 68V69H43ZM52 68H49L48 67V70L46 71V72H43V73H45L46 75L45 76H47L49 73H48V71H51V70H53ZM78 69H79V67H77ZM76 68V69H77ZM92 68V69H93ZM106 68H108V67H106ZM126 68V67H125ZM164 68H166V66L164 67ZM168 68H170V67H168ZM179 68V67H178ZM4 69V68H3ZM9 69V68H8ZM19 69V68H18ZM31 69V70H32ZM37 69H38V67H37ZM44 69H46V68H44ZM50 69V70H49ZM78 69H77V71H78ZM80 69V70H81ZM88 69H86L87 71H88ZM95 69H93V71L95 70ZM96 69V70H97ZM118 69V68H117ZM158 69V68H157ZM156 69V70H157ZM21 70V69H20ZM23 70V69H22ZM35 70V69H34ZM54 70H57V68L55 67V69ZM60 70V69H59ZM71 70H74V69H71ZM79 70V71H80ZM103 70V69H102ZM138 70H139V68H138ZM151 70V69H150ZM153 70V69H152ZM3 71V70H2ZM8 71V70H7ZM6 71V72H7ZM16 71V70H15ZM28 71V70H27ZM43 71V70H42ZM78 71V73L81 75V73H83V72H79ZM109 71V70H108ZM168 70H167V68H166V72H167ZM177 71V70H176ZM9 72V71H8ZM11 72V71H10ZM9 72V73H10ZM13 72H14V67H13ZM35 72V71H34ZM68 72H69V70H68ZM85 72V71H84ZM91 73H92V70L90 71ZM89 71L88 72H85V73H90ZM96 73H97V71H95ZM95 72H93L94 74H95ZM98 72H100L101 73V71L99 70ZM104 72V71H103ZM111 72V71H110ZM115 72V71H114ZM118 73H119V71H117ZM165 72V71H164ZM169 72V71H168ZM231 72V71H230ZM33 73V72H32ZM36 73H37V71H36ZM35 73V74H36ZM42 73V72H41ZM48 73V74H47ZM52 71H51V73H50V75H52ZM74 73V72H73ZM92 73V74H93ZM107 73V72H106ZM170 73V72H169ZM172 73V72H171ZM176 73H178V72H176ZM205 73V72H204ZM12 74V73H11ZM38 74V73H37ZM70 74V73H69ZM84 74V73H83ZM87 74H84V75H87ZM93 74V77L96 75H94ZM99 74V73H98ZM105 73H103V75H104ZM112 74V73H111ZM120 74V73H119ZM154 74H155V72H154ZM162 74H163V71H162ZM166 74H168V73H166ZM191 74H192V72H191ZM258 74V73H257ZM43 75V74H42ZM54 75V74H53ZM71 75V74H70ZM76 75H78V74H76ZM80 75H78V76H80ZM83 75V76H84ZM90 75V74H89ZM100 76H101V74H99ZM102 75V76H103ZM106 75V74H105ZM161 75V74H160ZM196 75V74H195ZM231 75H233L232 73H231ZM236 75V74H235ZM13 76V75H12ZM75 76V75H74ZM78 76H76V77H78ZM80 76V77H82V78H84V77H86V76ZM91 76V75H90ZM98 76V75H97ZM100 76H99V78H100ZM101 76V77H102ZM125 76H126V74H125ZM151 76H152V74H151ZM171 76H173V75H171ZM35 77H37V75L35 76ZM49 78L51 77V76H48ZM60 77V76H59ZM72 76H70V78H71ZM88 77V76H87ZM93 77H91V78H93ZM105 77V76H104ZM135 77V76H134ZM168 77H170V76H168ZM168 77H166V78H168ZM41 78H42V76H41ZM49 78H47V79H49ZM55 79H56V76L54 77ZM64 78V77H63ZM67 78V77H66ZM75 78V77H74ZM90 78V77H89ZM95 78V77H94ZM106 78V77H105ZM160 78V77H159ZM13 79V78H12ZM21 79V78H20ZM36 78H34L33 80H35ZM52 79H53V77H52ZM59 79V78H58ZM65 79V78H64ZM69 79V78H68ZM79 79V78H78ZM86 79V78H85ZM88 79V78H87ZM86 79V80H87ZM98 79V78H97ZM115 79V78H114ZM145 79V78H144ZM165 79V78H164ZM163 79V80H164ZM190 79V78H189ZM234 79H236V78H234ZM15 80V79H14ZM45 80V78L43 79V81ZM57 80V79H56ZM60 80V79H59ZM71 80V79H70ZM69 80V81H70ZM75 80V79H74ZM80 80V79H79ZM86 80H84V79H82V81H83V83H84V81H85V83H84V86H85V84H87L88 85V83H89V79L87 80V82L88 83H86ZM94 80V79H93ZM102 80V78L100 79V81ZM155 80V79H154ZM62 81V80H61ZM82 81H80V82H82ZM92 81V80H91ZM96 81V80H95ZM145 81V80H144ZM159 81H161V80H159ZM168 81V80H167ZM175 81V80H174ZM25 82V81H24ZM30 82V81H29ZM40 82H41V80H40ZM39 82V83H40ZM45 82H47L46 80H45ZM73 82V81H72ZM75 82V81H74ZM77 82H79V81H77ZM101 82H103V81H101ZM111 82V81H110ZM109 82V83H110ZM148 82V81H147ZM153 82V81H152ZM170 82V81H169ZM168 82V83H169ZM171 82H173V81H171ZM177 82V81H176ZM245 82H246V80H245ZM22 83V82H21ZM20 83V84H21ZM27 83V82H26ZM33 83H34V81H33ZM51 83H52V81H51ZM57 83V82H56ZM82 83V84H83ZM95 83H97V82H95ZM95 83H93V84H95ZM99 83V82H98ZM104 83V82H103ZM116 83V82H115ZM122 83V82H121ZM141 83V82H140ZM193 83V82H192ZM17 84V83H16ZM35 84V83H34ZM37 84V83H36ZM42 84H43V82H42ZM46 84V83H45ZM57 84H59V83H57ZM57 84H55L54 85V88H55V86L57 85ZM61 84V85H60ZM59 85L60 86H62L63 85V83H60ZM68 84H70V82L68 83ZM68 84H65V85H68ZM75 84V86H77L76 84L77 83H74ZM79 84V83H78ZM91 84V83H90ZM105 84V83H104ZM112 84V83H111ZM111 84H109V85H111ZM129 84V83H128ZM135 84V83H134ZM189 85H190V83H188ZM5 85V84H4ZM32 85V84H31ZM41 85V84H40ZM87 85H86V87H87ZM100 85V84H99ZM106 85V84H105ZM117 85V84H116ZM21 86V85H20ZM22 86H23V84H22ZM44 86V85H43ZM42 86V89L44 88ZM48 86V85H47ZM47 86L45 87L46 89H48L47 88ZM49 86H51V85H49ZM74 86V85H73ZM91 86H92V84H91ZM101 87L103 86V85H100ZM108 86V84L106 85V87ZM120 86V85H119ZM133 86V85H132ZM142 86V85H141ZM148 86V85H147ZM156 86V85H155ZM159 86V85H158ZM157 86V87H158ZM161 86V85H160ZM164 86V85H163ZM187 86V85H186ZM38 87H39V85H38ZM63 87V86H62ZM68 87H69V85H68ZM79 87H80V89H81V87H82V85H79ZM89 87V86H88ZM98 87V86H97ZM103 87H105V86H103ZM137 87V86H136ZM140 87V86H139ZM151 87V86H150ZM71 88H73V87H71ZM84 87H82V89H83ZM91 88H94L93 86L91 87ZM90 88V89H91ZM100 88V87H99ZM99 88H97L96 90H95V88H94V91H96L95 93H97V90H99ZM120 88H123V87H120ZM143 88V87H142ZM34 89V88H33ZM38 89V88H37ZM41 89V90H42ZM51 89V88H50ZM52 89H53V86H52ZM52 89H51V91H52ZM67 89V88H66ZM65 89V90H66ZM75 89V88H74ZM76 89H79L78 87H76ZM75 89V90H76ZM80 89L79 90H76V91H80ZM90 89H88L87 91H86V89H85V91H82L83 93H81L82 94V97H84V98H86V97H88L89 95H93V94H95V93H93V94H86L85 93V96L83 95L84 94V92H89L90 91ZM101 89V88H100ZM114 89V92H116L115 91V89L116 88H113ZM125 89V88H124ZM140 89V88H139ZM156 89V88H155ZM155 89H154V91H155ZM158 89V88H157ZM163 89V88H162ZM176 89V88H175ZM190 89V88H189ZM254 88H252V90H253ZM28 90V89H27ZM26 90V91H27ZM41 90H40V92H41ZM45 90V89H44ZM61 90V89H60ZM63 90V89H62ZM61 90V91H62ZM65 90H64V92H65ZM71 90H73V89H71ZM92 90V89H91ZM103 90H104V88H103ZM106 90V89H105ZM108 90V89H107ZM129 90V89H128ZM153 90V89H152ZM160 90V89H159ZM250 90V89H249ZM29 91V90H28ZM34 91V90H33ZM59 91V90H58ZM61 91H59V92H61ZM67 91V90H66ZM75 91V92H76ZM80 91V92H81ZM93 91V90H92ZM100 91V90H99ZM99 91H98V93L97 94H99ZM111 91V90H110ZM118 91V90H117ZM123 91V90H122ZM142 91V90H141ZM148 91V90H147ZM194 91V90H193ZM192 91V92H193ZM50 91H47V93H49ZM53 92V91H52ZM57 92V91H56ZM73 93V95H74V91H72ZM103 92V91H102ZM102 92L100 93V94H102ZM163 92V91H162ZM165 92V91H164ZM174 92V91H173ZM251 92V91H250ZM254 92V91H253ZM10 93V92H9ZM31 93H32V91H31ZM46 93V92H45ZM67 93V92H66ZM77 93H79V92H77ZM77 93H75V97L77 96V95H80V96H77L78 98L80 97V99H81V94H77ZM107 93V96L109 95V97L111 98L112 96H110V94H111V92H106ZM109 93V94H108ZM120 93H121V90H120ZM136 93V92H135ZM141 93V92H140ZM149 93H150V90H149ZM156 93V92H155ZM158 93H159V91H158ZM175 93H177V91L175 92ZM187 92H185V94H186ZM220 93V92H219ZM252 93V92H251ZM13 94V93H12ZM35 94H36V92H35ZM41 94H44V92L43 93H41ZM50 94V93H49ZM48 94V95H49ZM53 94H55V96H56V93L54 92ZM57 94H58V92H57ZM77 94V95H76ZM99 94V95H100ZM119 94V92H117V95ZM138 93H136L134 96H136ZM146 94V93H145ZM173 94V93H172ZM183 94V93H182ZM2 95V94H1ZM6 95V93H4V96ZM19 95V94H18ZM26 95V94H25ZM29 95V94H28ZM52 95V94H51ZM59 95H60V93H59ZM65 95V94H64ZM63 95V96H64ZM67 95H68V93H67ZM88 95V96H87ZM96 95V94H95ZM116 95V96H117ZM128 95H130V93L128 94ZM128 95L126 96V98H128ZM133 95V94H132ZM157 95V94H156ZM169 95V94H168ZM184 95V94H183ZM183 95H181V96H183ZM224 95V94H223ZM8 96V95H7ZM35 96V95H34ZM33 96V97H34ZM41 96V95H40ZM43 97H45L44 95H42ZM63 96H62V98H63ZM97 96V95H96ZM101 96V95H100ZM100 96H97L98 97V100L101 98ZM103 96H105V95H103ZM106 96V97H107ZM119 96V95H118ZM117 96V98H122L123 97V94H122V97H118ZM131 96V95H130ZM147 96V95H146ZM167 96V95H166ZM3 97V96H2ZM6 97V96H5ZM9 97V96H8ZM32 97V98H33ZM53 97H54V95H53ZM60 98V96H56L55 97V101L54 102H56V98ZM72 97V96H71ZM90 97V96H89ZM96 97V98H97ZM100 97V98H99ZM114 97H115V95H114ZM21 98V97H20ZM31 100H32V98H31V96L29 97ZM35 98H37L38 99V97H35ZM48 98V97H47ZM51 98H52V96H51ZM58 98V99H59ZM74 98V97H73ZM94 99V95H93V97L91 96L90 97V99ZM103 98V97H102ZM113 98V97H112ZM111 98V99H112ZM116 98V99H117ZM134 98V97H133ZM133 98H129L130 100H133ZM137 98V97H136ZM162 98V97H161ZM170 98H172L171 96H170ZM10 99L11 100H13L12 99V97H10ZM34 99V98H33ZM40 99V98H39ZM38 99V100H39ZM43 99H45V98H43ZM66 99H68V97L66 98ZM71 99V98H70ZM70 99H68V101L70 100ZM76 100H77V98H75ZM87 99V98H86ZM104 99H107V98H104ZM110 99V100H111ZM137 99H139V98H137ZM163 99V98H162ZM167 99V98H166ZM176 99V98H175ZM7 100V99H6ZM9 100V99H8ZM25 100V99H24ZM31 100L29 101V99H28V103H30L31 102ZM46 100H48V99H46ZM45 100V101H46ZM73 100V99H72ZM82 100V99H81ZM87 100H89V98L87 99ZM87 100H86V102H87ZM98 100H96V102L98 101ZM102 100V99H101ZM107 100H109V99H107ZM109 100V101H110ZM112 100H114V98L112 99ZM118 100V99H117ZM121 100H124V99H121ZM128 99H125V102L127 101ZM139 100H141V99H139ZM146 100H149V99H146ZM168 100V99H167ZM182 100V99H181ZM228 100V99H227ZM1 101H2V99H1ZM19 101V100H18ZM33 101V100H32ZM42 101V100H41ZM48 101H50V100H48ZM52 101V100H51ZM61 101V100H60ZM95 100H93V101H91L90 100V102H93V103H91V104H93V105H90V106H92V107H100V105L101 104H103L102 102H98L100 105H98V106H96L97 104H95V102H94ZM103 101V100H102ZM114 101H116V100H114ZM129 101V100H128ZM136 101V100H135ZM138 101V100H137ZM136 101V105L137 106H135V107H137L138 108V106H140L142 103L141 102H139V103H141L140 105H138L137 102ZM145 101V100H144ZM6 102V101H5ZM26 102V101H25ZM37 102V101H36ZM53 102V101H52ZM70 102V101H69ZM105 102H106V100H105ZM104 102V104H107V103H105ZM110 102H113V101H110ZM119 102H120V100H119ZM153 102V101H152ZM151 102V103H152ZM170 102V101H169ZM174 102V101H173ZM227 102V101H226ZM2 103V102H1ZM21 103H23V102H21ZM27 103V105H29ZM39 103V102H38ZM57 103H59V102H57ZM62 103V102H61ZM72 103H75V101H73ZM83 103H84V100H83ZM83 103H80L79 102V104H83ZM88 103V102H87ZM86 103V104H87ZM109 103V102H108ZM121 103H123V102H121ZM121 103H118L117 102V105H119V107L121 106ZM129 103V102H128ZM127 103V104H128ZM146 103H148L149 104V102H146ZM155 103V102H154ZM172 103V102H171ZM231 102H230V100H229V108H228V112L230 113V111H231V109L233 108V106H234V104H230ZM3 104V103H2ZM25 104V103H24ZM44 104V103H43ZM48 104V103H47ZM71 104V103H70ZM85 104V105H86ZM90 104V103H89ZM88 104V105H89ZM95 104V105H94ZM103 104V105H104ZM111 104V103H110ZM116 104V103H115ZM126 104V105H127ZM130 104H134V101H133V103L130 101ZM130 104H128V106H130ZM166 104V103H165ZM227 104V105H228ZM4 105V104H3ZM8 105H9V103H8ZM15 106H17L16 104H14ZM23 105V104H22ZM26 105V104H25ZM27 105H26V107H27ZM32 104H30V106H31ZM42 104L41 103H39V105H38V108H39V111H40V108H42V107H39V106H41ZM45 105H46V103H45ZM49 105H50V107L53 105H51L50 104V102H49ZM55 106L57 105L56 103L54 104ZM69 105V104H68ZM68 105H67V107H68ZM112 105V104H111ZM116 105V106H117ZM143 105H144V103H143ZM146 105V104H145ZM157 105H159V104H157ZM157 105H156V107H157ZM2 106V105H1ZM19 106V105H18ZM17 106V108H21V107H23V106H19L18 107ZM77 104H76V106H71V107H76V109H78L77 108ZM81 106H84V105H80V107ZM105 106H107V105H104V107ZM109 106V108L108 109H110L112 106H110V105H108ZM116 106H113L114 108V110H115V108H116ZM128 106H127V110H128ZM134 106V105H133ZM133 106H130L131 108L133 107ZM148 106H150V105H148ZM155 106V105H154ZM162 106V105H161ZM224 106V105H223ZM3 107V106H2ZM25 107V108H26ZM29 107V106H28ZM50 107H48V108H50ZM66 107V106H65ZM79 107V106H78ZM79 107V108H80ZM87 107V106H86ZM98 107V108H99ZM102 107V106H101ZM101 107H100V109H101ZM126 107V106H125ZM124 107V108H125ZM134 107V108H135ZM141 107H143L142 105H141ZM140 107V108H141ZM151 108L153 107V106H150ZM165 107V106H164ZM185 107V106H184ZM188 107V106H187ZM15 107L13 106V109H14ZM16 108V109H17ZM24 108V109H25ZM32 108H34L33 110L35 111V107H33L32 106ZM37 108V107H36ZM52 108H55V107H52ZM51 108V109H52ZM62 108V107H61ZM64 108V107H63ZM84 107H82L81 108V110L83 109ZM107 107H105V109H106ZM121 108H123V107H121ZM148 107L146 106V109H147ZM12 109V110H13ZM21 109H23V108H21ZM23 109V110H24ZM29 109H31L30 107H29ZM28 109V110H29ZM51 109H50V111H51ZM56 109H57V107H56ZM75 109V108H74ZM87 108H85V109H83V110H86ZM92 109V108H91ZM90 108H89V106H88V112L86 113V115L85 116H89L90 117V114L93 116V114L95 113V110H97L96 108H95V110H94V113L92 112L93 111V109L91 110ZM107 109V110H108ZM112 109V108H111ZM178 109V108H177ZM191 109V108H190ZM7 110V109H6ZM22 110V111H23ZM32 110V109H31ZM32 110V111H33ZM53 110V109H52ZM59 110V109H58ZM70 110L72 111V109L70 108ZM80 110V109H79ZM80 110V111H81ZM89 110L92 112V113H90L89 112ZM106 110V111H107ZM126 109H125V111H127ZM136 110V109H135ZM142 110H143V108H142ZM144 110H145V107H144ZM148 110V109H147ZM141 111V112H148V111ZM159 110V109H158ZM163 110V109H162ZM166 110H167V108H166ZM169 110V109H168ZM173 110V109H172ZM3 110L1 109V112H2ZM15 112H16V110H14ZM26 111V110H25ZM33 111V112H34ZM49 110L47 109V112H48ZM49 111V112H50ZM56 111V110H55ZM66 111V110H65ZM73 111H75V110H73ZM80 111H78L79 113H80ZM100 111H103V108H102V110H100ZM105 111V110H104ZM109 112H110V110H108ZM117 111H118V108H117ZM122 111V110H121ZM129 111H133V110H129ZM128 111V112H129ZM154 112H148L150 115H153V113H154V115L156 114L155 113V110H153ZM177 111V110H176ZM183 111H184V109H183ZM185 111H187L186 109H185ZM224 111H226V110H224ZM1 112H0V115H1ZM35 112H38V110L37 111H35ZM42 112V111H41ZM44 112V111H43ZM46 112V111H45ZM59 112V111H58ZM68 112V111H67ZM70 112V111H69ZM68 112V113H69ZM77 112V111H76ZM78 112H77V114H78ZM82 112L83 111H81V114L80 115H82V117H83V114H82ZM96 112H98L99 114H100V112H99V110L98 111H96ZM108 112V113H109ZM122 112H124V111H122ZM122 112H120L119 111V113H121V115H124V117H125V114L127 113V112H125L124 114H122ZM136 112V115H138L139 113H137V111H135ZM134 112V113H135ZM138 112H140L139 110H138ZM178 112V111H177ZM200 112V111H199ZM227 112V113H228ZM9 113V112H8ZM29 114L28 115H30V112H28ZM40 113V112H39ZM51 113V112H50ZM53 113V112H52ZM72 112H70L69 114H71ZM83 113H85V112H83ZM88 113H90V114H88ZM112 113V112H111ZM115 113H117L116 112V110H115ZM114 113V114H115ZM164 113V112H163ZM188 113V112H187ZM226 113V114H227ZM228 113V114H229ZM263 113V112H262ZM26 115H27V111H26V113H25ZM49 114V113H48ZM73 114V113H72ZM113 114V119L115 118V120H113V121H115L116 123H117V120L119 119V118H117L118 116H116L115 117V115ZM133 114V113H132ZM149 114H148V116H149ZM175 114V113H174ZM219 114V113H218ZM217 114V115H218ZM225 114V113H224ZM27 115V116H28ZM42 115V114H41ZM46 115H47V113H46ZM55 115V113L52 115V116H54ZM56 115H58V114H56ZM68 115V114H67ZM102 115V113L100 114V116ZM105 115H107V113L105 112ZM109 115H112V114H108L107 116L108 117H110L111 118V116H109ZM117 115V114H116ZM121 115H120V117H121ZM131 115V114H130ZM129 115V118H131V116ZM146 115H147V113H146ZM154 115H153V117H154ZM157 115H158V113H157ZM157 115H155V116H157ZM161 115V113L159 114V116ZM166 115V114H165ZM183 115V114H182ZM220 115V114H219ZM262 115V114H261ZM2 116V115H1ZM4 116V115H3ZM2 116V117H3ZM22 116H23V113L22 112H18V110H17V113L16 114H14L13 115V121H14V123H16V122H18L19 124H20V120L22 119ZM27 116H25V117H27ZM31 117H32V115H30ZM45 116V115H44ZM51 116V115H50ZM51 116V117H52ZM75 116H77V115H75ZM92 116L90 117V118H92ZM95 116H97V113H96V115H94V119H95ZM103 116H104V114H103ZM103 116H101V117H103ZM133 116H135V115H133ZM141 115H139V118L137 119H135L134 117V119L135 120H133V118H131V121L129 122L128 120V122H127V125H128V123H130V126L129 127H127V129H125L124 127H123V131H124V129H125V134H126V131H128V130H130V131H128V133H130V135L128 134V136H130V137H128L127 135V137L126 136H124L123 134H124V132H123V134H122V130H121V124H118L119 125V127H120V129H117V130H121V131H119V132H121V134L125 137V138H127V139H124V137L123 138H118V136H116L115 135V133H113V132H106V133H108L107 135L105 134V135H102L98 130H100L99 128L101 127V126H103V124H104V122L107 120V118L105 119V118H102L103 120H104V122H102L103 120L101 119V122L103 123V124H100L101 122H96V123H98V125H101L100 127H98V130L96 129L97 128V126L96 125H88V127H86V125L88 124H86V123H83V121H82V119H81V123H83L84 125V127H86V129H88V131H82V137H80L81 138V140H79V141H77V143L79 142V143H81V141H82V143H81V155H78V154H76V155H78V156H75L76 158H78V159H81V160H83L84 162H85V160H86V164L88 163L87 161L88 160H90V162L92 163V161H95L94 162V164L96 165V164H98L99 166L98 167H100V170H101V176H99L101 179V183H100V186L99 187H103L102 189L104 190L105 189V192H107V194L106 195H108V197H106V199H107V203H104L105 205H107V204H110L109 206H119V208H120V210H121V208H122V210L124 211V213L125 214H123V215H127L128 217H130V219L132 218L135 222L136 221H138L139 223L140 222H142L144 225V228L143 229H145V232H147V233H149V234H154V235H159L160 237L162 236V238H163V236H165V237H170V238H172V240L174 241V240H176L178 243H179V248H186V249H188V251L191 253V251L193 252H195V254H198L199 252H200V254H198V255H201L202 256V254H203V257H204V254H205V256H207L208 258H209V261H210V263H211V261H214L217 257H219V258H221V257H223V259L225 258L226 259V262H227V264H264V232H262V231H260V226L261 225H258L257 227H258V229H259V232H262V233H254L255 234V236L253 237V234H252V237H251V240L248 238V240H249V244L248 245H246V250H244L245 249V246L243 247V244L246 242L245 240H244V242H243V239H244V237L243 236H241V233H240V236L239 237H243V239H242V241H239L238 240V238H237V235H235V233H234V235L233 236H236L235 237V242L237 243V240H238V242H243V244L242 245H239L240 247L242 246L244 249H242V247H241V251L242 250H244L243 252H239L238 250H240V249H238V248H240L239 246H238V244H236V245H234V242H233V245L234 246H238V248L236 247V249H238L237 251H235L234 249H229V245H230V247H232V245H231V242L228 244L227 243V241H228V239H227V237L229 236H231V234H233V231L234 232H236V230L238 229H240L239 230V232H247V231H244L243 230V228H244V223L248 220V218H247V220L245 221L244 219H245V217H248V215H250V217L252 216L251 215V213H252V211H253V206H252V204H251V207H253L252 208V211H251V207H250V205H249V207L250 208H247L246 206L247 205H245V210L246 209H250V211H251V213L249 214H246L245 212H243V213H245L246 215H245V217L244 218H242L243 216H244V214L243 213H241V214H239V211H238V213H237V211H236V209H238L239 207H240V204H238V208L236 207V206H234V205H232V200L231 201H228L227 200V196L225 197V198H218V197H216L217 199H215V200H213V198H211L212 196H213V194H212V196L210 195V197L209 196H207L206 198L204 197V195H206L205 193H204V195L202 196V197H204V199H205V201L203 200V202H202V204L203 205H200V206H198L197 208H196V210H193L194 208H192L193 206H192V204H191V206H190V208H192V209H189V207H185V208H183L182 206H185V205H181V204H183V203H181L180 204V202H177V203H179L180 204V207L181 208H179V206L177 207L176 205H170V206H167L168 205V202H167V204H165L166 203V200L165 201H163V200H161L162 198V195H152V196H150V195H148V196H146V195H144L147 191H145V192H142V190L140 189V192H142V193H140L142 196H144V198L140 195V198L142 197L143 198V200H141V199H136L134 196H133V193L132 194H130V188H134V189H137V186L139 185V184H144V185H142V188H143V186L145 187H147L148 188V190L149 189H151V190H149V191H151L152 192V188L154 189V192H155V190H157L156 192H159L160 190H158L159 188H158V184H156V183H158L160 180H161V177H162V175H165V173L162 171V173H164V174H161V170L163 169L162 168V166L159 164L160 162H162V158L164 159V157L162 156V158L161 159H159V161L160 162H158L157 161V159L155 158V149H154V152H152V153H154V156L152 155L151 156V151H150V153L148 152V149H150V147H147V146H149V145H147L146 146V139L149 137V135H151L152 136V134L154 133V132H156L157 130H153V127H152V120L150 119V117H152V116H149V118H148V116H145L144 114H143V116H141ZM179 116V115H178ZM192 116V115H191ZM46 117V116H45ZM78 117H80V116H78ZM100 117V118H101ZM152 117V118H153ZM170 117H171V114H170ZM190 117V116H189ZM224 117V116H223ZM223 117H222V122L224 123L225 122V120H227V119H224V121H223ZM225 117H227V115L225 116ZM4 118V117H3ZM36 118H37V115H36ZM40 118H41V116H40ZM46 118H49V117H46ZM46 118H45V121H46ZM69 118V117H68ZM68 118H67V122H69L70 121V119H69V121H68ZM71 119H72V117H70ZM84 119H85V117H83ZM87 118V117H86ZM97 119L99 118L98 116L96 117ZM117 118V119H116ZM123 118V117H122ZM121 118V119H122ZM126 119H128V117H127V115H126V117H125ZM156 118V117H155ZM161 118V117H160ZM160 118L158 119V116H157V119L158 120H160ZM163 118V117H162ZM165 118V117H164ZM202 118V117H201ZM1 119V118H0ZM43 119V118H42ZM51 120H52V118H50ZM57 119H59V118H57ZM65 119V118H64ZM76 119H79V118H76ZM94 119H93V122H94ZM121 119H119V120H121ZM125 119V120H126ZM151 120V122H150V120ZM179 120H180V118H178ZM34 120V119H33ZM50 120V121H51ZM63 120V119H62ZM88 120H89V118H88ZM112 120V119H111ZM130 120V119H129ZM133 120V121H132ZM155 120V119H154ZM162 120V119H161ZM166 120H167V118H166ZM169 120V119H168ZM189 120H190V118H189ZM216 120H218V119H216ZM220 120V121H221ZM230 120V119H229ZM9 121V120H8ZM7 121V122H8ZM31 121V120H30ZM35 121H37L36 119H35ZM34 121V122H35ZM41 121V120H40ZM54 121V120H53ZM65 121V122H66ZM77 121H79V120H77ZM76 120L74 121V122H76L77 124L75 125V123H72V125H70V126H72L71 128H73V129H76L75 127H77V126H80V124L77 122ZM87 121V120H86ZM86 121H84V122H86ZM90 121H92V119H90ZM89 121V122H90ZM98 121H99V119H98ZM122 122H123V119L121 120ZM120 121V122H121ZM174 121H176V120H174ZM187 121V120H186ZM193 121V120H192ZM191 121V122H192ZM200 121V120H199ZM198 121V122H199ZM2 122V121H1ZM26 122H28V124H29V121H26ZM26 122H24L25 123V125H26ZM31 122H33V121H31ZM41 122H43V121H41ZM47 122V121H46ZM46 122H44L45 124H46ZM71 122H73V121H71ZM93 122H91V123H93ZM119 122V121H118ZM119 122V123H120ZM125 122V121H124ZM133 122V124H131ZM154 122V121H153ZM156 122V121H155ZM158 122V121H157ZM164 122V121H163ZM162 122V123H163ZM194 122H195V120H194ZM194 122H192V124L194 123ZM197 122V121H196ZM197 122V123H198ZM221 122V123H222ZM9 123V122H8ZM37 123V126H38V122H36ZM44 123H43V125H44ZM49 123V126L50 127H52L53 128V125L51 126V124L50 123H52V122H48ZM54 123V122H53ZM57 123V122H56ZM64 123V122H63ZM106 123V122H105ZM169 123H171V122H169ZM180 123V122H179ZM189 123V122H188ZM1 124V123H0ZM42 124V123H41ZM40 124V125H41ZM55 124V123H54ZM69 123H67V124H65L64 126H68V128H69V125H68ZM71 124V123H70ZM93 124H95V123H93ZM124 124V123H123ZM122 124V125H123ZM176 124V123H175ZM186 124V123H185ZM227 124H229V122L227 123ZM226 124V125H227ZM24 125V126H25ZM33 125V124H32ZM48 124H46V126H47ZM60 125V124H59ZM104 125H106V124H104ZM126 125V124H125ZM125 125H123V126H125ZM154 125V124H153ZM156 125H158V123L156 124L155 123V126L154 127H156ZM161 124L159 123V125L158 126H160ZM163 125H165V124H163ZM177 125V124H176ZM182 125L184 126V124L182 123ZM187 125V124H186ZM201 125V124H200ZM199 125V126H200ZM224 125V124H223ZM225 125V126H226ZM18 126V125H17ZM23 126V125H22ZM29 126H31V124L29 125ZM45 125H44V128L43 129H45V130H47L48 128L46 127ZM61 126H63V125H60V128H61ZM67 126H66V128H67ZM92 126H94V128L92 127ZM107 127L108 126H110V125H106ZM105 126V128H106V130H107V127ZM157 126V127H158ZM162 126V125H161ZM169 126V125H168ZM171 126V125H170ZM169 126V127H170ZM32 127V126H31ZM41 127V126H40ZM46 127V128H45ZM55 127L57 128L58 127V124H57V126H56V124H55ZM83 127V128H84ZM114 127H117V124L116 125H114ZM113 127V128H114ZM118 127V128H119ZM156 127V128H157ZM164 127V126H163ZM166 127H167V125H166ZM173 127V126H172ZM174 127H176V126H174ZM173 127V128H174ZM178 127V126H177ZM182 127V126H181ZM191 127H192V125H191ZM197 127V126H196ZM224 127V126H223ZM227 127V126H226ZM18 128V127H17ZM24 128V127H23ZM56 128H54V129H56ZM78 128H80V127H78ZM76 129V134L74 133V130L72 131L73 132V135L75 134V139H76V135H77V130H78V134H79V129ZM83 128H81V129H83ZM129 128V129H128ZM156 128H154V129H156ZM160 128H162V127H160ZM172 128V129H173ZM178 128H180V127H178ZM184 128V127H183ZM187 128V127H186ZM186 128H184L185 130H186ZM192 128H194V127H192ZM199 128V127H198ZM227 128H230L232 131H233V133L235 134V128H234V126L232 127V126H230V124H229V127H227ZM28 129V128H27ZM42 129V128H41ZM58 129V128H57ZM64 129H65V127H64ZM96 129V130H95ZM104 129V128H103ZM115 129V128H114ZM159 129V128H158ZM165 129H168V127L167 128H165ZM164 129V130H165ZM197 129V128H196ZM204 128H202V130H203ZM206 129V128H205ZM204 129V130H205ZM17 130V129H16ZM22 130H24V129H22ZM34 130H35V128H34ZM50 130H52V129H50ZM61 130V129H60ZM72 130V129H71ZM106 130H103V131H101L102 133H105V131ZM111 130V129H110ZM151 130L153 131V133L151 134ZM161 131H159V132H161L162 133V129H160ZM171 130V129H170ZM190 130V129H189ZM203 130V131H204ZM207 130V129H206ZM2 131V130H1ZM1 131H0V141H2L3 143H5V144H9L10 143V145H11V143H13L14 142V140H12V142H10L9 141V143H6V140L8 141V139H6L5 140V138H7V136L4 134V136H6L5 138H4V136L2 135L4 132H5V130H3L2 131V133H1ZM20 131V130H19ZM19 131H16L17 133L19 132ZM48 131V130H47ZM46 131V132H47ZM55 131V130H54ZM62 132H63V134L62 135H64L65 134V131H63V130H61ZM81 131V130H80ZM179 131V130H178ZM181 131H183V130H181ZM180 131V132H181ZM191 131V130H190ZM194 131V130H193ZM198 131V130H197ZM197 131L196 132H193V134L194 133H197ZM203 131H201L202 133H203ZM6 132H8V130H6ZM10 133L11 132H13V131H9ZM15 132V133H16ZM28 132V131H27ZM39 132H42V131H39ZM49 132V131H48ZM47 132V133H48ZM53 132V131H52ZM56 132H59L60 133V131H56ZM56 132L54 133V134H56ZM68 132H70V130L68 129V131L66 132L67 133V136L69 135V137H73L72 136V134H70V133H72V132H70V133H68ZM115 132V131H114ZM118 132V131H117ZM167 132L169 133V131L167 130ZM167 132H166V134H167ZM177 132V131H176ZM186 132H188V130H186ZM227 132V131H226ZM30 133V132H29ZM51 133V132H50ZM59 133H57V134H59ZM158 133V132H157ZM156 133V134H157ZM179 133V132H178ZM177 133V134H178ZM190 133H192V131L190 132ZM199 133H200V129H199ZM202 133H201V135H202ZM229 133V132H228ZM8 134V133H7ZM40 134V133H39ZM182 133H180V135H181ZM185 134V133H184ZM27 135H29V134H27ZM41 136V138H42V134H40ZM154 135V134H153ZM158 135H159V133H158ZM163 136V134H160V136ZM169 135V134H168ZM230 135V134H229ZM30 136V135H29ZM47 136H49V133H48V135ZM53 136V135H52ZM57 136V135H56ZM66 136V135H65ZM65 136H62L63 138H65ZM154 136H156V135H154ZM186 136H188V135H186ZM193 136V135H192ZM191 136V137H192ZM194 136H195V134H194ZM200 136V135H199ZM235 136H238L237 134H235ZM34 137V136H33ZM46 137V136H45ZM62 137L60 138V139H62ZM173 137V136H172ZM191 137H189V138H191ZM196 137H197V135H196ZM202 137V136H201ZM204 137H205V135H204ZM207 137V136H206ZM238 137H243V136H238ZM8 138H9V134H8ZM21 138V137H20ZM30 138V137H29ZM28 138V139H29ZM32 138V137H31ZM37 138V137H36ZM67 138V137H66ZM80 138H78V136H77V139H80ZM112 138H115L114 140H112ZM151 138V137H150ZM153 138H156V139H158L159 138V136L158 137H152L151 139L153 140ZM164 138H165V134H164ZM163 138V139H164ZM179 138V137H178ZM183 138H184V136H183ZM193 138H195V137H193ZM197 138H199V137H197ZM237 138V137H236ZM11 139V138H10ZM9 139V140H10ZM13 139V138H12ZM40 139V138H39ZM47 139H50L51 140V138H47ZM58 139V138H57ZM59 139V140H60ZM69 140H70V138H68ZM76 139V140H77ZM155 139V140H156ZM163 139H161V140H163ZM167 139V138H166ZM169 139V138H168ZM202 139V138H201ZM242 139V138H241ZM16 140V139H15ZM26 140V139H25ZM31 140V139H30ZM40 140H42V139H40ZM59 140H57L58 142H59ZM74 141V138L72 139L71 138V141ZM172 140V139H171ZM176 140V139H175ZM185 140V139H184ZM199 141H200V139H198ZM197 140V141H198ZM203 140V139H202ZM208 140V139H207ZM55 141V140H54ZM130 141H132V142H130ZM147 141H149L148 143L150 144V145H152V146H154L155 144V141L152 143V141L150 142V140H147ZM158 141H160V139L158 140ZM157 141V142H158ZM164 141H166V140H164ZM163 141V142H164ZM173 141V140H172ZM194 141H195V139H194ZM42 142V141H41ZM45 142H46V139H45ZM52 142V141H51ZM58 142H57V144H56V142H55V144L56 145H58ZM64 142V141H63ZM130 142V143H129ZM162 142V144H164ZM196 142V141H195ZM34 143V142H33ZM36 143V142H35ZM38 143V142H37ZM69 143H71L70 141H69ZM74 143V142H73ZM73 143H72V145H73ZM76 143V142H75ZM74 143V144H75ZM77 144V145H80V144ZM147 143V144H148ZM165 143H167V142H165ZM170 143V142H169ZM181 143H182V140H181ZM187 143H188V141H187ZM192 143V142H191ZM201 143V142H200ZM200 143H199V145H200ZM261 143V142H260ZM21 144V143H20ZM25 144V143H24ZM43 144V143H42ZM51 145H54V144H52V143H50ZM61 144V143H60ZM60 144L58 145V146H60ZM161 144V143H160ZM160 144H158V145H160ZM174 144V143H173ZM207 144V143H206ZM205 144V145H206ZM264 144V143H263ZM9 145V147L11 148V147H13V144H12V146H10ZM157 145V144H156ZM167 145V144H166ZM172 145V144H171ZM181 145V144H180ZM185 145V144H184ZM196 145V144H195ZM212 145V144H211ZM30 146V145H29ZM32 146H33V144H32ZM39 146V145H38ZM57 146V147H58ZM65 146V145H64ZM71 146V145H70ZM121 146V147H120ZM163 146V145H162ZM161 146V147H162ZM188 146V145H187ZM262 146V145H261ZM9 147H5V150H3L2 152L0 151V157H5V158H7V159H9L10 160V157L11 158H13L14 156H8V151L10 150H12V148L10 149ZM16 146H14V148H15ZM34 147V146H33ZM43 147H46V145L45 146H43ZM48 147V146H47ZM57 147H54V148H56L57 149ZM63 146L61 145V148H62ZM68 147H69V145H68ZM68 147H66V149L68 148ZM72 147H74V146H72ZM72 147H70L71 149H72ZM76 147V146H75ZM155 147H157V146H155ZM160 147V146H159ZM169 147H171V146H169ZM174 147V146H173ZM216 147V146H215ZM18 148V147H17ZM36 148H37V146H36ZM39 148H40V146H39ZM61 148H58L59 149V151L61 150ZM78 148V147H77ZM77 148H73V150H75L76 149V153H77ZM154 148V147H153ZM158 148V147H157ZM163 148H165V147H163ZM203 148V147H202ZM205 148H208V146H206ZM204 148V149H205ZM223 148V147H222ZM9 149V150H8ZM24 149V148H23ZM23 149H20V150H23ZM42 149V148H41ZM49 149H50V147H49ZM56 149H55V151H56ZM158 149H160V148H158ZM157 149V150H158ZM162 149V148H161ZM161 149L160 150H158V152L159 151H161ZM182 149V148H181ZM217 149V148H216ZM221 149V148H220ZM258 149H259V147H258ZM258 149H257V151H258ZM19 149H17V151H18ZM26 150V149H25ZM50 150H52V148L50 149ZM151 150H153L152 149V147H151ZM172 150H174V149H172ZM203 150V149H202ZM212 150V149H211ZM211 150H208V151H211ZM9 151V152H10ZM15 151V150H14ZM28 152H29V150H27ZM38 151V150H37ZM42 151V150H41ZM63 150H61L60 152H62ZM64 151H65V149H64ZM68 151V152H67ZM80 151H78V152H80ZM121 151V152H120ZM175 151V150H174ZM199 151V150H198ZM241 151V150H240ZM255 151V150H254ZM263 151H264V149H263ZM45 152H47V149H46V151ZM50 152V151H49ZM66 152L69 154V152H70V150H66ZM66 152H64L65 154H66ZM157 152V151H156ZM157 152V153H158ZM167 152V151H166ZM165 152V153H166ZM171 152V151H170ZM191 152V151H190ZM205 152H207L206 150H205ZM228 152V151H227ZM11 153V152H10ZM9 153V155H12V153L10 154ZM15 153H17L16 151H15ZM24 153V152H23ZM25 153H26V151H25ZM33 153V152H32ZM40 153V152H39ZM50 153H52V151L50 152ZM57 153V152H56ZM70 153H73V151L72 152H70ZM165 153H163V154H165ZM176 153V152H175ZM201 153V152H200ZM5 154H6V156H5ZM46 154V153H45ZM47 154H49V153H47ZM53 154H55V152L53 151ZM52 154V155H53ZM58 154V153H57ZM60 154V153H59ZM75 154V153H74ZM74 154H73V156H74ZM126 154L128 155V156H126ZM167 154H168V152H167ZM208 154V153H207ZM218 154V153H217ZM262 155L264 154V153H261ZM1 155H3V156H1ZM15 155V154H14ZM27 155H28V153H27ZM30 155H31V152H30V154L28 155V157H30ZM34 155V154H33ZM32 155V156H33ZM61 155V154H60ZM67 155V154H66ZM172 155V154H171ZM212 155H213V152H212ZM236 155V154H235ZM254 155H256V154H254ZM16 156V155H15ZM25 156H26V154H25ZM31 156V157H32ZM50 156V155H49ZM55 156V155H54ZM53 156V157H54ZM61 156H63V154L61 155ZM68 156V155H67ZM67 156H63V157H65V158H63L64 160H67ZM71 156V158H70V160L73 158V156H72V154L70 155ZM161 155H159V157H160ZM225 156H227V155H225ZM258 156V155H257ZM256 156V157H257ZM18 157V156H17ZM24 157V156H23ZM27 157V156H26ZM46 157V156H45ZM51 158H52V156H50ZM57 157V156H56ZM55 157V158H56ZM157 157V156H156ZM176 157V156H175ZM189 157H192V156H189ZM198 157V156H197ZM208 157V156H207ZM217 157V156H216ZM216 157H214V158H216ZM224 157V156H223ZM33 159L35 158V159H37L36 157H35V155H34V157H32ZM51 158H49V160L51 159ZM60 158V157H59ZM76 158H75V160H76ZM227 158H229V157H227ZM251 158H252V156H251ZM259 158V157H258ZM260 158H261V156H260ZM262 158H264V156L262 157ZM14 159V158H13ZM27 159V158H26ZM29 159H31V158H29ZM29 159L27 160L28 162H29ZM32 159V160H33ZM34 159V160H35ZM63 159H59V160H63ZM69 159V158H68ZM77 159V160H78ZM202 159V158H201ZM207 159V158H206ZM209 159V158H208ZM208 159H207V161H208ZM232 159H234V158H232ZM231 159V160H232ZM32 160H30V165H32L33 163H32ZM69 160V161H70ZM75 160H73L74 161V163H76L75 162ZM92 160V161H91ZM166 160V159H165ZM165 160H163V162L165 161ZM168 160V159H167ZM214 160V159H213ZM212 160V161H213ZM216 160H217V158L215 159V162L214 163H216ZM225 160V159H224ZM252 160V159H251ZM253 160H255V159H253ZM261 160H263V159H261ZM261 160H260V162H261ZM18 161V160H17ZM22 161V160H21ZM26 161V162H27ZM37 161V160H36ZM40 162H41V160H39ZM43 161V160H42ZM72 161V160H71ZM80 160H78V162H79ZM82 161V162H83ZM178 161V160H177ZM211 160L209 161V162H207V163H210V162H212ZM218 161V160H217ZM220 161V160H219ZM237 161V160H236ZM235 161V162H236ZM264 161V160H263ZM35 162V161H34ZM48 162V161H47ZM54 162H56V160L54 161ZM54 162H52V165H54L53 163ZM66 162H68V160L66 161ZM66 162H63V164H65ZM84 162L81 164L80 162V164L79 165H83L84 164ZM89 162V163H90ZM162 162V163H163ZM169 162V161H168ZM167 162V163H168ZM184 162V161H183ZM198 162V161H197ZM230 162V161H229ZM232 162H233V160H232ZM246 162H248V161H246ZM249 162H251L250 160H249ZM253 162V161H252ZM259 162V163H260ZM15 163L17 164V163H20V161L19 162H16L15 161ZM22 163H25V162H22ZM32 163V164H31ZM59 163H61V162H59ZM69 163V162H68ZM192 163V162H191ZM206 163V164H207ZM243 163H244V161H243ZM256 164H258L257 166H256V168L259 166V163L256 161L255 162ZM21 164V163H20ZM20 164H19V167H20ZM39 164H42V163H39ZM46 164V163H45ZM56 164V163H55ZM62 164V163H61ZM77 164V163H76ZM75 164V165H76ZM85 164V165H86ZM164 164V163H163ZM170 164V163H169ZM176 164H178L177 162H176ZM182 164H185V162L184 163H182ZM196 164V163H195ZM194 164V165H195ZM200 164V163H199ZM219 164V163H218ZM228 164V163H227ZM239 164V163H238ZM253 163H251V165H252ZM23 165V164H22ZM21 165V167H23ZM25 165V164H24ZM33 165H35V164H33ZM44 165V164H43ZM58 163H57V167H58ZM69 165H71V163H69ZM68 165V167H71V166H69ZM90 165H92V164H90ZM211 165H213V164H211ZM217 165V164H216ZM229 165V164H228ZM228 165H227V167H228ZM232 165V164H231ZM231 165H230V167H231ZM246 165V164H245ZM247 165H249V163L247 164ZM246 165V166H247ZM254 165V164H253ZM252 165V166H253ZM260 165H262V164H260ZM8 166V165H7ZM26 166H27V164H26ZM36 166V165H35ZM37 166H39V165H37ZM55 166V165H54ZM64 166V165H63ZM62 166V167H63ZM87 166H89V165H87ZM87 166H85L86 168H87ZM92 166H94V165H92ZM167 166H168V164H167ZM166 166V167H167ZM191 166H192V164H191ZM199 166V165H198ZM206 166V165H205ZM215 166V165H214ZM214 166H212L213 168H214ZM219 166H221V165H219ZM226 166V165H225ZM233 166V165H232ZM240 166V165H239ZM263 166H264V164H263ZM25 167V166H24ZM61 167V166H60ZM62 167H61V169H62ZM75 167L76 166H74L73 168L75 169ZM78 167V166H77ZM85 167H82L83 169L85 168ZM98 167H96V168H98ZM169 167V166H168ZM176 167H177V165H176ZM175 167V168H176ZM201 167V166H200ZM211 167V166H210ZM209 167V168H210ZM211 167V168H212ZM227 167H226V171H227ZM234 167V166H233ZM262 167V166H261ZM260 167V168H261ZM30 168V167H29ZM28 168V169H29ZM37 168V167H36ZM42 169H43V167H41ZM40 168V169H41ZM47 168V167H46ZM51 168V167H50ZM66 168V167H65ZM73 168H71V169H73ZM81 168V167H80ZM91 168H93V167H91ZM188 168V167H187ZM247 168V167H246ZM249 168H250V166H249ZM253 168H254V166H253ZM263 168V170H257L258 171V173L256 172V182H255V179H253V181L255 182V185L253 186V188H250L249 187V191H248V194H247V196L246 197H248V198H251L252 199V203H253V205H256L255 206V208L257 207V209L259 208V210H260V207L262 206V210H258V212H259V214L258 215H260L261 214V211H262V213L264 212V208H263V205H264V167H262ZM24 169V168H23ZM31 169V168H30ZM39 169V168H38ZM60 169V170H61ZM63 169H64V167H63ZM79 168H77V170H78ZM167 168H165V170H166ZM191 169H193V168H191ZM237 169V168H236ZM239 169V168H238ZM59 170V171H60ZM76 170V169H75ZM75 170H74V173H75ZM81 170V169H80ZM79 170V171H80ZM87 170H88V168H87ZM91 170V169H90ZM96 170H98V169H95V171ZM169 170V169H168ZM187 170V169H186ZM202 170V169H201ZM230 170V169H229ZM228 170V171H229ZM250 170H251V168H250ZM10 171H12V170H10ZM26 171L27 172H29L27 169H26ZM31 171H33V170H31ZM30 171V172H31ZM38 171H40V170H38ZM51 171V170H50ZM54 171V170H53ZM70 171V170H69ZM78 171V172H79ZM86 171V170H85ZM89 171V170H88ZM92 172H93V170H91ZM182 171V170H181ZM197 171V170H196ZM195 171V172H196ZM235 171V170H234ZM233 171V172H234ZM242 171V170H241ZM252 171V170H251ZM250 171V172H251ZM255 170H253V173H255L254 172ZM62 171H60V173H61ZM82 173H83V171H81ZM97 172V171H96ZM166 172V171H165ZM201 172V171H200ZM218 172V171H217ZM216 172V173H217ZM219 172H220V170H219ZM224 172V171H223ZM232 172V173H233ZM1 173V172H0ZM32 173H34V172H31V174ZM36 173V172H35ZM52 173V172H51ZM72 173H73V170H72ZM77 173V172H76ZM80 173V172H79ZM88 173V172H87ZM99 173V172H98ZM170 173H171V171H170ZM176 173V172H175ZM178 173V172H177ZM176 173V174H177ZM181 173V172H180ZM179 173V174H180ZM198 173H199V171H198ZM204 173V172H203ZM214 173V172H213ZM21 174V173H20ZM20 174H19V176H20ZM45 174V173H44ZM70 174V173H69ZM84 174V173H83ZM169 174V173H168ZM194 174V173H193ZM200 174V173H199ZM208 174H210V172L208 173ZM228 174H229V172H228ZM231 174V173H230ZM241 174V173H240ZM251 174H252V172H251ZM1 175H4V174H1ZM18 175V174H17ZM40 175V174H39ZM49 175V174H48ZM51 175V174H50ZM77 175V174H76ZM85 175V174H84ZM83 175V176H84ZM97 175V173L95 174V176ZM170 175V174H169ZM183 175H185V174H183ZM182 175V176H183ZM191 175V174H190ZM198 175V174H197ZM202 174H200V176H201ZM214 175V174H213ZM219 175V174H218ZM222 175V174H221ZM225 175V174H224ZM239 175V174H238ZM243 175V174H242ZM15 176V175H14ZM22 176V175H21ZM41 176V175H40ZM55 176V175H54ZM72 176H73V174H72ZM93 176V175H92ZM157 176H159V179L157 180L158 182H154V183H152V182H150L151 180H153L152 178H154V180H155V177H157ZM166 177H168L167 176V174L165 175ZM192 176V175H191ZM199 176V177H200ZM203 176H205V175H203ZM217 176V175H216ZM229 176V175H228ZM231 176V175H230ZM233 176H235V174L233 173ZM254 176V174H253V176H251L252 178L253 177H255ZM4 177V176H3ZM16 177H18V176H16ZM34 177V176H33ZM37 177H38V175H37ZM42 177V176H41ZM48 177V176H47ZM57 177V176H56ZM88 177H89V175H88ZM87 177V178H88ZM97 177V176H96ZM98 177V178H99ZM177 176H175V178H176ZM179 177V176H178ZM188 177V176H187ZM198 177V178H199ZM223 177V176H222ZM222 177H220V179L222 178ZM236 177V176H235ZM50 178V177H49ZM48 178V179H49ZM158 178V177H157ZM190 178V177H189ZM194 178V177H193ZM192 178V179H193ZM231 178V177H230ZM233 178V177H232ZM249 177H247V179H248ZM36 179V178H35ZM43 179V178H42ZM96 179V178H95ZM95 179H94V183H95ZM143 179V181L144 182H142L141 180ZM149 179H151L150 181H149ZM163 179V178H162ZM170 180H171V176H170V178H169ZM174 178H172V182H175L174 180H173ZM182 179H183V177H182ZM219 179V180H220ZM239 179H241V178H239ZM28 180V179H27ZM31 180V179H30ZM34 180V179H33ZM52 180V179H51ZM53 180H55V179H53ZM52 180V182L51 183H53L54 181ZM63 180V179H62ZM88 180V179H87ZM93 180V179H92ZM99 180V179H98ZM153 180V181H154ZM166 180V179H165ZM164 180V181H165ZM168 180V179H167ZM181 180V179H180ZM194 180H195V178H194ZM200 180V179H199ZM214 180V181H213ZM211 179V180H209V181H212V182H208L207 183V181L206 182H203V183H206V184H204V185H208L209 184V186H210V184L211 185H213L212 183H214V182H216V178H214V179ZM218 180V178H217V182H218V184L220 185V183L221 184H223V182H220ZM232 180V179H231ZM235 180L236 181H238L236 178H235ZM235 180L233 181V182H235ZM32 181V180H31ZM46 181V180H45ZM48 181V182H49ZM60 181V180H59ZM59 181H57L58 182V184L60 185V183L62 184V182L63 181H60V183H59ZM84 181V180H83ZM90 181V180H89ZM97 181V180H96ZM205 181V180H204ZM226 181L228 182V180L226 179ZM241 181V180H240ZM252 182V179H250L249 180V182L248 183H250V185H251V182ZM47 182V181H46ZM46 182H44L43 184H46ZM67 182H68V180H67ZM70 182V181H69ZM72 182V181H71ZM161 183V188H162V192H163V186H162V181H160ZM168 182V181H167ZM170 182V181H169ZM177 182V181H176ZM180 182V181H179ZM190 182V181H189ZM193 182V181H192ZM216 182V183H217ZM233 182H230V183H233ZM242 182V181H241ZM254 182H252V183H254ZM35 183V182H34ZM56 183V182H55ZM64 183V182H63ZM81 183V182H80ZM90 183H92V182H90ZM90 183H88V186H89V184ZM96 183H98V181L96 182ZM164 183V182H163ZM166 183V182H165ZM184 183V182H183ZM187 183V182H186ZM195 183V182H194ZM200 183H201V181H200ZM199 182H198V184H200ZM216 183H214V184H216ZM41 184V183H40ZM42 184V185H43ZM48 184V183H47ZM50 184V183H49ZM77 184V183H76ZM75 184V185H76ZM93 184V183H92ZM99 184V183H98ZM166 184H168V183H166ZM171 184V183H170ZM189 184V183H188ZM196 184V183H195ZM32 185V184H31ZM33 185H35L34 187L37 189H39V187L40 186H36V184H33ZM56 185V184H55ZM84 184H82L81 186H83ZM95 185V184H94ZM112 185H114V186H117V188H118V190L120 189V191H122L121 193H123L124 192V196H123V194L121 195V194H119V195H117V194H114V195H116V198L115 197H113L112 196V194L113 193H115L116 192V190H115V192H113V193H111V189H109V187L111 186V188H113V186ZM157 185V186H156ZM183 185V184H182ZM189 185H191V184H189ZM189 185L187 186V187H189ZM201 185V184H200ZM200 185H195L197 188H199V186ZM203 185V184H202ZM217 185V184H216ZM215 185V186H216ZM224 185H225V183H224ZM224 185H223V187H224ZM230 185V184H229ZM237 185H238V183H237ZM242 185V184H241ZM249 185V186H250ZM26 186V185H25ZM56 186H58V185H56ZM55 186V187H56ZM62 186V185H61ZM78 186V185H77ZM93 186V185H92ZM167 186V185H166ZM165 186V187H166ZM185 186H186V184H185ZM185 186H183V187H185ZM231 186V185H230ZM232 186H234V184H232ZM231 186V187H232ZM236 186V185H235ZM43 187V186H42ZM83 187H85V186H83ZM94 187H96V186H93V188ZM136 187V188H135ZM159 187H160V185H159ZM169 186H167V188H168ZM172 187V186H171ZM179 187V186H178ZM192 187V186H191ZM193 187H194V185H193ZM243 187H244V189H245V186L243 185ZM247 187H248V184H247ZM247 187H246V189H247ZM89 188H91V186L89 187ZM114 188H116V187H114ZM141 188V187H140ZM147 188H146V190H147ZM240 188H242V186L240 187ZM35 189V190H36ZM42 189V188H41ZM57 189V188H56ZM66 188H62V189H59L58 190V192H56V191H54V192H56L57 194H56V196L55 195H52V194H54V193H50V194H48L47 196H45L44 198H43V200H39L38 201V203H40V202H44L43 203V205H45V207H43V206H38V204H37V206H35L34 204H31L32 203V201H31V199L29 198V196L30 195H26L25 197H22V199H20V197L18 198L20 201H19V203L21 202V205L19 206V208H18V210H23L22 212H20V211H17V209H14V208H16V207H11L10 208V206H11V203H10V199L8 200L7 199V197L6 198H3L2 197V195L0 194V216L1 215H4V216H6V217H10V218H25V219H30V218H37V220L39 219V221L37 222V221H31V222H26V223H15V221H12V220H10V219H1L0 218V226H4L5 227V225L6 224H13V225H16V226H20V228H21V230H11V231H9V230H0V255H2V256H7L6 258H4L3 257V259L1 258V262L2 263H5V264H15V263H13V262H11V260H10V258L11 259H13L14 261H17V262H20L19 264H132L131 262H130V260H133V259H131V258H129L128 256L129 255H132V254H135V253H139L140 252V249H141V247H138V246H136V244H144L143 243V241L140 243V242H137V241H135V240H133V239H131V238H128V237H124V236H121V235H118V234H116V233H114V232H109V230H106V226H104V225H102L100 222H98V221H96V220H92L93 221V224L95 223L96 224V228H95V233H89V232H91L90 230H89V228H87L85 225V221H87L86 219L84 220V219H81V220H79L78 219V217H77V213L76 212H82V209H93L94 210V208H97L95 205H92V206H95V207H92L89 203H88V201H86L85 199H83L82 198V196L81 195H77L78 197H76V198H74V197H71V196H69V197H67L65 194V192H64V190H65ZM68 189V188H67ZM66 189V190H67ZM98 189H100V188H98ZM134 189H132V190H134ZM171 189H174V187L173 188H171ZM180 189V188H179ZM185 189V188H184ZM193 189V188H192ZM195 189V188H194ZM200 189H201V187H200ZM203 189H204V187H203ZM208 189H210V192H211V186H210V188L208 187ZM221 189H222V187H221ZM245 189V190H246ZM251 189V190H250ZM30 190H32V189H30ZM34 190V189H33ZM87 190V189H86ZM90 190V189H89ZM102 190V191H103ZM166 190V189H165ZM169 189H167V191H168ZM176 189H174V191H175ZM188 190H189V188H188ZM199 190V189H198ZM202 190V189H201ZM230 190V189H229ZM229 190H227V191H229ZM233 190H234V187H233ZM39 191V190H38ZM70 191V190H69ZM76 191V190H75ZM79 191V190H78ZM160 191V192H161ZM169 191H171V190H169ZM168 191V192H169ZM184 191V190H183ZM194 191V190H193ZM195 191H197V189L195 190ZM217 191H219V189L217 190ZM227 191H226V193H227ZM230 191H232V189L230 190ZM246 191V192H247ZM30 192V191H29ZM51 192V191H50ZM72 193H74L73 191H71ZM104 192V191H103ZM105 192L103 193V194H105ZM118 192V191H117ZM134 192V194H135V191H133ZM138 191L136 190V193H137ZM154 192L152 193V194H154ZM172 192V191H171ZM177 192V191H176ZM199 192V191H198ZM197 192V193H198ZM204 192V191H203ZM206 192V191H205ZM209 191H207V193H208ZM220 192V191H219ZM218 192V195L220 194ZM243 192H245V191H243ZM77 193V192H76ZM91 193V192H90ZM89 193V194H90ZM100 193V191H98V194ZM164 193H165V191H164ZM170 193V192H169ZM173 193V192H172ZM186 193V192H185ZM200 193V192H199ZM211 193H213V191L211 192ZM210 193V194H211ZM238 193H240V192H238ZM97 194V195H98ZM138 194V193H137ZM149 194V193H148ZM157 194H159V193H157ZM162 194V193H161ZM165 194H167V193H165ZM178 194V193H177ZM176 194V195H177ZM180 194V193H179ZM182 194H184V192L183 193H181V195ZM189 194V196H190V192L188 193ZM216 194H217V192H216ZM225 194V193H224ZM227 194H229V193H227ZM234 193H232V194H229L230 196L229 197H232V195H233ZM241 194H243V193H241ZM21 195H22V193H21ZM73 195V194H72ZM93 195V194H92ZM91 195V196H92ZM121 195V199L119 200V196ZM169 195V197H170V194H168ZM74 196V195H73ZM90 196V197H91ZM99 196H102L101 195V193H100V195ZM98 196V197H99ZM137 196V195H136ZM161 196V197H160ZM167 196V195H166ZM165 196V198H167ZM175 196V195H174ZM178 196V195H177ZM191 196H195V195H191ZM201 196V195H200ZM217 196V195H216ZM220 196V195H219ZM242 196V195H241ZM244 196V195H243ZM87 197V196H86ZM138 198H139V196H137ZM148 197H149V199H148ZM164 197V196H163ZM181 197V196H180ZM160 198V199H159ZM173 198V197H172ZM184 198H186V197H183V199ZM188 198V197H187ZM186 198V199H187ZM192 198H194V197H192ZM208 198L209 199H211L212 200V202H210L209 200H208ZM30 199V200H29ZM101 199V198H100ZM174 199V198H173ZM178 199V198H177ZM195 199V198H194ZM193 199V201H195ZM196 199H197V196H196ZM198 199H199V196H198ZM197 199V200H198ZM202 199V198H201ZM231 199V198H230ZM234 199V198H233ZM238 199V198H237ZM241 199V198H240ZM38 200V199H37ZM140 200V201H139ZM188 200V199H187ZM196 200V201H197ZM200 200V199H199ZM239 200V199H238ZM238 200H236L235 201V199H234V201L235 202H237L238 203ZM243 200V199H242ZM13 201V200H12ZM168 201V200H167ZM170 201V200H169ZM174 201V200H173ZM173 201H171L173 204L175 203V202H173ZM178 201V200H177ZM183 201V200H182ZM189 201V200H188ZM191 202H192V200H190ZM233 201V202H234ZM240 201V200H239ZM245 201V200H244ZM100 202V201H99ZM165 202V203H164ZM170 202V203H171ZM190 202V203H191ZM242 202V201H241ZM246 202H248L247 201V199H246ZM169 203V204H170ZM187 203V202H186ZM190 203H188V204H190ZM200 203V202H199ZM245 203V202H244ZM250 203V202H249ZM9 204V205H8ZM14 204V203H13ZM178 204V205H179ZM188 204H187V206H188ZM242 204V203H241ZM248 204V203H247ZM104 205V206H105ZM194 205V204H193ZM233 206L234 207H236L235 208V211L233 210ZM242 206H243V204H242ZM106 207V206H105ZM107 207H108V205H107ZM118 208V209H119ZM242 208V207H241ZM103 209H105V208H103ZM107 210H108V208H106ZM110 209V211H111V208H109ZM113 209V208H112ZM257 209H254V210H257ZM119 210V211H120ZM239 210H240V208H239ZM241 210H243V209H241ZM240 210V211H241ZM244 210V211H245ZM103 211V210H102ZM106 211V210H105ZM115 211V210H114ZM101 212V211H100ZM108 212H109V210H108ZM116 212V211H115ZM249 212V211H248ZM257 212V213H258ZM106 214H107V212H105ZM132 213V214H131ZM75 214V215H74ZM131 214V215H130ZM253 214V213H252ZM256 213L254 212V215H255ZM264 214V213H263ZM262 214V215H263ZM118 215H121L120 213L118 214ZM243 215V216H242ZM257 215V214H256ZM257 215V216H258ZM21 216V217H20ZM63 216H66V218L64 219V218H62ZM127 216H126V218H127ZM61 217V220L60 221H58V222H56L54 225H52V227L51 226H44V227H42V228H40L42 225H45L46 224V222H48V221H51V220H54L55 218H57V220H58V218H60ZM125 217V216H124ZM254 217H256V216H254ZM260 217V216H259ZM263 217V216H262ZM80 218V217H79ZM120 218V217H119ZM125 218V219H126ZM252 218H253V216H252ZM250 218L249 220H254L255 219V222L254 223H256V221L257 222H259V221H261V222H263L264 221V219H262V220H260V218H259V221H258V217L257 218ZM115 219H116V217H115ZM41 220V221H40ZM64 220V221H63ZM119 220V219H118ZM132 220V221H133ZM249 220H248V222L247 223H252V222H249ZM63 221V222H62ZM74 221V222H73ZM124 220H122V222H123ZM127 221L129 222V223H127ZM134 221H133V225H136V223H134ZM88 222V221H87ZM89 222H90V219H89ZM118 222H120V220L118 221ZM125 222V221H124ZM260 222V223H261ZM76 224V223H78L77 225H79V226H81V228H82V234H79V233H73L72 231H69L68 230V227L71 225V224ZM91 223V222H90ZM126 224H130V223H132L131 222V220H128V218H127V220H126V222H125ZM138 223V224H139ZM124 224V223H123ZM176 225L177 227H172L171 228V226H173V225ZM258 224V223H257ZM261 224H263V223H261ZM35 225H37V226H39V228H30V227H33V226H35ZM140 225V224H139ZM174 225V226H175ZM249 225V224H248ZM254 225V224H253ZM130 226V225H129ZM143 226H141V227H143ZM251 226V230H252V225H250ZM51 227V228H50ZM90 227V226H89ZM93 227H94V225H93ZM256 226L254 225V228H255ZM261 227H263V226H261ZM91 228V227H90ZM246 228V227H245ZM244 228V229H245ZM264 228V227H263ZM23 229V230H22ZM142 229V230H143ZM250 229V228H249ZM243 230V231H242ZM247 230V229H246ZM255 230H256V228H255ZM263 230V229H262ZM264 231V230H263ZM248 232H250V231H248ZM54 234H56V235H54ZM236 234H238V232H236ZM244 234V233H243ZM247 234V233H246ZM244 235L245 237L246 236H248V235ZM57 235H59L58 237H55V236H57ZM177 235V236H176ZM239 235V234H238ZM251 235V234H250ZM232 236V237H233ZM164 237V239H166ZM141 238V237H140ZM146 238H149V237H144L143 239H146ZM234 238V237H233ZM236 238H237V240H236ZM247 238V237H246ZM253 238V239H252ZM149 239H152V240H154V241H162V240H158V239H155V238H149ZM230 239H232V238H230ZM240 239V238H239ZM170 240V239H169ZM233 240V239H232ZM247 240V239H246ZM248 240H247V242H248ZM65 241H68V242H70V245L69 244H67ZM176 241H174V242H176ZM234 241V240H233ZM173 242V243H174ZM175 244H177V243H175ZM108 245H110V246H113V248L111 249V248H109V246ZM178 245V244H177ZM176 245V246H177ZM228 245V246H227ZM157 246H159V247H162V245H160V244H158ZM233 246V247H234ZM232 247V248H233ZM153 248H156V247H151V248H147L146 250H151V249H153ZM93 249H96L97 251L96 252H91ZM171 249V248H170ZM169 248H168V250L167 249H165V250H163V251H165V252H169L170 254H174L175 255V257L174 258H177V256L179 257L180 255H179V253H178V251L177 250H173V251H171ZM172 249H174V248H172ZM87 251H89L88 252V254L86 253ZM142 252V251H141ZM196 252H198V253H196ZM156 253V252H155ZM202 253V254H201ZM82 255H84V256H86V257H82ZM1 256V257H2ZM140 256V255H139ZM157 256H160V249H159V251H158V255ZM218 258V259H219ZM5 259V260H4ZM135 259V258H134ZM157 259H159V258H157ZM222 259V260H223ZM201 260H203V259H201V258H198L197 256H193V257H190V261H188V263H190V262H193L194 264H198V262L200 263V261ZM207 260V259H206ZM216 261V260H215ZM214 261V262H215ZM133 262L135 263V261L133 260ZM138 262H144V261H136V263H138ZM202 263H203V261H201ZM213 262V263H214ZM135 263V264H136ZM187 263V264H188ZM193 263H191V264H193ZM204 263H205V261H204ZM217 263H218V260H217ZM215 264V263H214ZM219 264V263H218ZM221 264V263H220ZM226 264V263H225Z\"/></svg>",
	"mask_w": 264,
	"mask_h": 264
},
{
	"label": "water",
	"instance_id": "95a60500",
	"mask_svg": "<svg viewBox=\"0 0 264 264\" xmlns=\"http://www.w3.org/2000/svg\"><path fill=\"white\" fill-rule=\"evenodd\" d=\"M245 79L246 78H244L243 76L238 75V80H240L241 82L245 81ZM245 95L248 97L247 98L244 97ZM242 100H251L254 102H258L256 97L253 94H251V93L246 94L245 92H240L239 94L234 95L230 99V102L232 104H234V106H235L239 101H242ZM228 122H229L230 126L233 127V124L230 122L229 118H228ZM235 134H237L238 136H243V137L248 136V134L241 133L238 130L235 131ZM84 216H87V215H84ZM0 218L6 219V218H4V215H1ZM15 223L21 224L24 222L15 221ZM106 230H109L111 232H114V233L121 235V236H124V237L131 238V239H133L137 242H140V243L143 241L144 244H140V245L136 244V246L141 247L140 252L128 256L129 258L133 259L135 261V263H136V261H144V262H138L136 264H187L188 261H190L191 255L179 250L176 246H174V247L180 255L179 257L177 256V258H174L175 257L174 254H170L169 252L163 251L165 249L168 250V248L169 249L174 248L173 245L171 246L170 243H168L166 241L165 242L164 241H154V240L149 239V238H146V239L139 238V237L132 235V234H126V233L120 232L122 230L116 229V228H106ZM158 244L162 245V247L157 246ZM151 247H156V248H153L149 251L146 250L147 248H151ZM159 249H160V256H157ZM157 258H159V259H157ZM133 260H130V262L132 264H135L133 262Z\"/></svg>",
	"mask_w": 264,
	"mask_h": 264
},
{
	"label": "snow or ice",
	"instance_id": "6c2138e0",
	"mask_svg": "<svg viewBox=\"0 0 264 264\" xmlns=\"http://www.w3.org/2000/svg\"><path fill=\"white\" fill-rule=\"evenodd\" d=\"M264 112V108L261 109ZM261 127L264 128V122L261 123Z\"/></svg>",
	"mask_w": 264,
	"mask_h": 264
}]
</instances>
